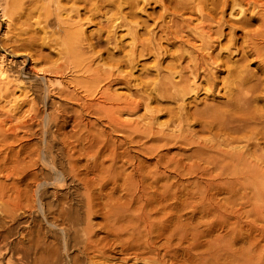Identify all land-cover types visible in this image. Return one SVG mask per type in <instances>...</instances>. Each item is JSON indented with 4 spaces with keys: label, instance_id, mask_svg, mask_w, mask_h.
Instances as JSON below:
<instances>
[{
    "label": "bare ground",
    "instance_id": "bare-ground-1",
    "mask_svg": "<svg viewBox=\"0 0 264 264\" xmlns=\"http://www.w3.org/2000/svg\"><path fill=\"white\" fill-rule=\"evenodd\" d=\"M41 1H43V0H41ZM139 1H142L141 3L144 4V3H149L150 0H44L43 2H40V0H27L28 5H29V9L25 13V16H24V15H22L24 13V10L22 9V11H20L19 9H16V7L21 6V7H19L20 9L21 8H24L25 1L24 2L23 1L22 2H19L17 0H0V8L2 10L1 12L3 14V18H5V19L8 18L9 21L19 20V23L21 22V24H19V25H21V26H22V22H23V20H21V16H24V17L27 18L28 16L31 17L32 14H34V13L37 12V15L38 14L39 15L42 14V17L43 18L41 16L40 17L43 19V21L45 23H49L48 22L49 19L52 18L51 15L52 14L55 15L54 17L56 19V27H57V29H55L56 28L55 26L53 28L54 30L53 29H50L49 28L50 26L52 27L53 25H55V22H54V24H53V21H52V23L50 22L51 24L49 23L50 26L48 27V29H50L52 31H50V34L47 35L48 40L47 41L46 40L45 41L42 40V41L46 42V44L47 43L50 44V46H51L53 43H58L61 40L58 44H55V45H59L60 46L59 47V51H58V49H56V51L59 52L58 54H61V55L63 54L64 57L67 58V60H65V58H63V56H62V59H64V61L63 60L60 61V62H64V63L66 61L67 66L66 67H63L62 66L63 65L62 63H61L62 65H56L58 63H56V64L53 63L55 65H51L49 63L51 65L50 67L48 66L47 68H42L41 66H38L39 69H36V70L34 69L36 71V73H38L39 75L42 74V75H40V76H42V81H43V78H46V80L44 79L45 81H43L46 84V86H45L44 83H43V85L46 87V92H45V88H44V92L46 94L45 96L48 95L47 94L48 93L47 92L48 87L55 85V86L58 87V89L56 91H57V94L59 95V97H63V98H66L68 100H71V104H72V101L76 102L77 103V106H79V107H77V110H79V109L81 111L83 109H85V110L86 109L92 110L93 112H91V113H93V115L94 114L99 115V114H101V112H103L104 114H107L106 117H108V119H107L108 121H106V123H104V124H107L108 123L111 126V129L114 130V132H118V131H121V130H123V131L126 130V131H124V132H126V134L128 133V131L132 132V134L129 133L127 135L124 133L125 134V135L123 134L125 136L124 138H126V136H127V138L130 139L129 141L131 142V144L132 143L133 144L135 143L136 145L137 144L138 145L140 144L137 147H140L138 149H139V151H141V154L142 153L143 154H146V155L149 154V155H151L152 157L155 158V161H153L154 162V164H153L154 167L153 168L152 167L151 168H146V167L149 166V163H148V165L144 166L145 165L144 162H147L146 159H142V160L136 161V157H134L135 155H131L130 152H129V149H128V151H124L123 150V146L124 145L121 144V146H119V149H120V147H122V152L121 153L120 152L118 153V151L115 150V147L116 146L112 148L113 145L111 144L112 146H110V144H108L106 142V144L103 146L104 148H102L101 146L100 147L102 149H104L103 151H108L109 152V156H108L107 153L103 154L105 156H108V158L110 159V161H108L109 164H107V165L104 164L105 157H103V155H102L103 151L100 154H98L99 151H101V148H100V150L97 149L98 150L97 153H96L97 150L94 148L96 151L93 152V149H91L92 150L91 152L96 153V155H98V158L100 157V155H102V158H104V159L102 161V159L100 158L101 159L100 160L101 163H100V161L98 159V162L100 164H97L96 163V161H95L96 159L94 161H92V163H90L91 165L85 163V165L87 164L86 167H85L87 169V171L83 172L81 170V168L78 167L79 166V165H77L78 163L76 162L77 164H75V162H73V159H72L71 155L69 153H67L66 156H67L68 162H67V165H66L65 162H64L66 160H64L63 161L64 162V165L68 166V174H70L73 177L72 179H74L75 182H77L78 184H80L82 188L78 185V189H79V187L81 188L80 190H78L75 186H73L72 187V191H68V192L66 191L68 193V195H66L67 193L65 195H62L63 194L62 192H61L62 194H60L59 192L55 191V192H53V198L51 197L52 200L50 202L48 200V204L46 203V205H45V206H48V207H46V209L49 210L50 213L52 214V215H49L50 217L52 216V219H51L52 221H50V223L52 225L51 224L50 225L52 227L53 226L59 227L60 232L62 233V235L64 237V241H63L64 242V247L67 248V247H74V246H76L78 248V250H77L76 253H73L72 255L71 254L70 255L67 254V260H66L67 263L66 264H109V263H111L110 261L108 263V260H109V258H111V256L109 257L106 254L107 250L111 246H109V243H108V241L106 242V240H105V243L103 242V244L101 245V242L104 239H110L109 236L110 237L112 236V238H111L112 242L110 243V245L116 244V243L119 244L118 246H120V249H118V247L116 248V249H118V251H120L122 253H128V255H130V256L132 255V257H133L134 260H136V261L138 260V262L140 261L142 264H150V263L164 264L165 263V262H163V259L162 258H161L162 260L159 258L160 257L159 256L160 251H156V247L155 246L157 244L156 245L154 244V240L152 238L153 236L151 237V233H152V231H153V233H155V230L157 229L156 230L157 231L156 233L158 235H164V233L166 231L165 230L166 227L164 225L162 226L160 224L157 225L155 223V221H152V220H151V222H148L147 223V219H148V217L150 215L149 216L148 215L147 216L146 215H143L142 216L143 213H141V216H137L136 211L140 207H135L134 206L135 208H132V210H130V211L133 212V214L132 213L131 214H125L124 211H123V209L120 207L121 205L118 206L120 204V196H118V195L116 196V194H115V192L117 190L119 191V188L121 186L123 187V189L125 187H128V189L133 187L132 189H134V187L137 186L138 192H140L139 196L141 195L142 197L141 196L140 197L141 198H144L145 202L143 200L142 201L144 203H147V205H148V203H164V202H166L167 198L168 199L171 198V197H168L169 196L168 194H169V192L171 191L172 188L174 190V192H173V194H174V202L173 203H176V207H177V210L179 212H180L179 207L180 206H183V204L185 205V203H189L188 205L191 206V203L192 204L193 203H196L195 207H196L197 212H198L197 214H199V217H200V218L199 217L198 218L201 219V222H200V220L198 222H200L201 224L202 223H204V224L206 223V225H207V226H205L203 224L204 227H206V228L202 229L200 232H196V233H199V236H200L199 239H201V236L202 237H205V235H209V234H206L209 231H210V233H212L213 230L216 227H222V228L224 227L225 230H226V232L224 233V235L220 239L212 240V239H209L210 236H208V238H206V240L209 239L207 242L206 241L201 242V240L203 238L200 241H198V244L196 243V241H197L198 238H196V240L194 241L195 244H197L196 246H199L198 248H200V252L198 253V258H199V260H202L203 262L206 261L205 264L208 262V259L210 261V259L213 258V257L214 258H217V259H220L221 258L223 260L232 261V262H234V264H236L235 261H237V264H264V110L260 108L261 105H257L256 104V106H254L255 103L253 102V101L256 102L257 100L261 99V97H260L261 96L260 95L261 93H259L260 90L258 91L259 94L256 93L257 92L256 91V92L250 93L249 95H248V92L249 91H247V92L244 91V89H245L244 88V85L249 80H252L251 79V76L253 77V74L252 75L249 74V73L247 74L246 71H245V68H243V66H236L235 65V66H232L231 67L230 65L225 64L226 63V61H225V63H222V64L226 67V71L227 72L226 71L225 72L227 74L225 73L226 76H223L224 77L223 80L220 81V82H222V84H220L221 85V88H224V91L222 92V94L225 96L224 101H222L221 104L218 103L219 104V105L217 104L218 106L208 105L207 103H205V101L204 102L202 101L204 104L202 103V105H201L199 103L201 105V107H199V108L196 107L193 110H190V108H188L189 106L188 107H185V105H186L185 103H184L185 105L183 104V102H184V100H185V98H186L187 95H189V94L191 95V93H192L195 96V94L197 95L198 91L201 89L202 84L201 83H197L196 84V81L195 80L201 79L200 82L202 81V82H204V84H206V87L202 88L203 91H208V92H210L209 90L214 89L218 85V83H219L218 80H216V79H218L216 76L219 73L218 74L212 73L211 70H209V65L212 64V63H214V65H215L216 59H219V61H222V60H220V58H218L220 56V54H222V53L218 52L220 50H218V51L216 50L217 53H215L216 52L215 51L214 52L215 54H213V51H214L213 49L214 48H213L212 37H211L212 34L217 35V38H220V37H224L225 36L226 32L225 33L223 32V28L221 27L222 26L221 23L219 21H217V25L215 27H212L211 25H207V29L206 30H204V26H202V25L199 26L200 28L197 31L199 42H196V43H198V46H197L196 49L191 50V52L193 51V54L192 55H190L191 54V52H190L189 53L190 56H186V57H188L186 64H184V65H182L183 63L181 64V60H183V58H184L185 55H183L184 53L182 54L181 51H183V50L180 49L181 51H179V52H181V53H178V54L176 53L177 55L175 57L174 56H171L172 57V60L170 59L171 61H169V63L166 66H164L167 69V71H168L167 73L168 74L167 75H164V74L159 75L162 72L157 73V75H159V76H157V78H155L156 80L155 79H152V80H154V81H151L153 84L150 83V82L146 83L148 85H149V83L151 84L152 90L155 92L156 95H158V96L160 95V97L161 96L162 97L163 96L164 97L167 96V97H170V98L174 99V101H177V102L180 101V103H182V104H180V106L178 108L175 107V109H177V110H172L173 112L170 111V114L172 113L171 116L168 113L169 114V117H170L169 122L162 123V122H159L158 121L159 123L157 124V121H156V124H154V125H156V126L159 125V127H156L157 129H154L155 126L153 128H152V126H149V123H151L150 121H153V120L155 121V119H153V118H151L153 120H151L149 118L150 121H148V125L147 126H141L142 124L139 123L140 121L138 122L139 124H135L136 122H133L134 124L132 123L133 124L132 125L131 123L126 122L125 120L124 121L122 119L120 120L119 116L122 114L121 111H123L125 109H127V110H129V109L130 110H135V107L137 105H131L132 102L131 103L128 102L130 100L125 101L126 99L121 104L118 100H121V102H122V100H123L122 98L119 99V97L118 98L115 97L112 93H110V92L108 93V91H106L104 89L103 90L100 89L101 82H103V80H106L107 78H109L111 75H114V73L112 74V72H113V71H111L112 69L110 70V67L111 66H108L109 69L107 67H104V68H107L108 70H106V69L103 70V68H101L102 70L101 69H99V70H95L94 69L95 71H93V70H91V68H93V67L90 68L89 66H86V64L84 65V62H85L84 60L87 58V57H85L87 55V53L84 54L85 51H86L85 48H87V49L88 48L93 49L97 45H101L103 43L104 44H106V43L110 44L113 41L112 40V39H114L113 38V35L116 32L114 29L115 28H118V26H122L123 24L124 25L126 24V26L129 24L127 22L128 20L127 19H126L127 21L125 20V16L126 15L132 16L134 14L133 13L134 12V8L136 6H138ZM18 2H19V4H18ZM243 3H245V5L247 3V6H248V4H250L251 6H254L255 3H256V0H168L167 5L166 4L163 5V9H164V13L165 12H168V14H170V15L172 14V17L169 18V21L171 23L175 24L176 23V19H175L176 18V11H185L186 12L187 9H190V12H191V11H193L192 9H193L194 6H198L197 7L198 8L197 10L199 11V15L198 16L203 21H210L213 18L211 15L214 14V13H217V12H220L221 15H223L228 8L230 9L229 10L230 11L229 13H232V12L235 11L237 13V15L238 14L240 15V13H241V14H243L245 16L244 10H240L239 9L240 8V5H242ZM76 4H79L80 6L79 5L76 6ZM205 5L208 6V7H206L208 9V13L207 14L206 13L205 14L203 13L204 6ZM14 6H16V7H14ZM98 6H101V7L108 6V9H106V12L107 13L110 12L111 14L108 15L109 17L105 15V17H107L105 19L106 20L105 23L104 24H101L100 23L101 26L96 30L97 31V33L95 34L96 36L94 35V33L92 34V37H93V35H94V37L92 39H90V40H93L94 39V41L93 42H88L87 43V46H85L84 43H83V41L85 40V38L82 35L83 29L80 28V27L77 29L75 27V25H74L75 24L74 23L75 21L73 23L71 22L72 21L71 19H73L74 17L71 18V19L69 18L71 16L70 13L73 12V11H75V14L76 15L73 14L74 12L72 14L74 16H77L78 19L76 17L75 18H76V21L79 23L80 22L79 10L81 12L82 9L83 10L85 9V10H87L89 12V16H91L92 14L95 13L94 10ZM123 6H125V7L127 6V8H125L126 9L125 12H123ZM237 7H239L238 8L239 11L236 10ZM171 8L173 10H170ZM194 9H196V8H194ZM245 10H246V8H245ZM62 11L64 13H66V16H67V13H69V16H67L68 19L66 17L63 18V19L66 18L67 19V20L65 19L66 21H64L63 19H61L62 17L60 18V16L62 15L60 12H62ZM95 11L97 13V10H95ZM40 12H42V13H40ZM239 15H238V17H239ZM89 16H87V17L89 18ZM87 17L85 18L86 20H87ZM35 18H36V14H35ZM41 18H39V20ZM242 18H245L246 19V17H241V18H238L236 21L237 22H243L244 20H242ZM23 19H25V18H23ZM39 20H37V21H39ZM246 20H248V18ZM247 22H246V24H247ZM249 22H250V20H249ZM12 23H13V21H12ZM34 23H35V21H34ZM39 23H40V21H39ZM39 23L37 22L36 23V26ZM45 23L43 24L44 27H45ZM261 23L262 22L260 21V24ZM205 24H207V23L205 22ZM246 24L245 23L243 25L240 24V26L243 27ZM262 25H263L262 31L261 30H258V29L261 28L260 26H259L260 28H257L256 30L260 31L263 34L264 33V23ZM10 26H12V25H10ZM34 26H35V24H34ZM160 26L163 27L164 24H160ZM8 27H9V25H8ZM44 27H43V29H45ZM229 27H228V29H229ZM13 28H12V30H13ZM17 29H18V27H17ZM34 29H35V27H34ZM34 29H33V31H35ZM40 29H42V28H40ZM48 29H47V31H49ZM232 29H234V28H232ZM9 30H10V28H9ZM162 30H163V28H161V31ZM195 30H196V27H195ZM230 30H231V27H230ZM25 31H27V29ZM130 31H133V30H130ZM227 31H229V30H227ZM247 31L249 32V30H247ZM38 33H40V32H38ZM229 33H230V35H229L230 37L229 38L227 37L228 36L227 34L225 36V37L228 38L226 40L228 42L227 43L226 42H223V43H226L225 45H223L224 46L223 49L224 50H228V51L230 50V48L232 46L236 47V45H237L236 44L237 43L236 42L237 39H235L236 38V35L233 34V31L232 30L229 31ZM251 33L249 32L248 33V36H249V34L251 35ZM253 33H255V32H253ZM14 34H16V33H14ZM43 34H46V32H44ZM55 34H59V35H56L55 36ZM231 34L234 35L235 37L234 36H231ZM16 35H21L20 34V31H19V34H16ZM34 35H35V33H34ZM34 35H30V36L28 35L29 36V39H27L25 37L27 40H26V42L23 40L24 41L23 43H20V42H22L20 40H19L20 42L16 43L15 45H14V41L15 40L11 41L13 44L11 42H9L8 44L11 43V45H10L11 48L9 47V45L7 46V45H4V43H3V45H4V46H2L3 48L7 46V47H9L11 49V51H9V53H8V50L6 49L7 47L5 48L7 51L3 50V52H1V48H2L1 45L2 44L0 45V95L1 94L2 95H6V93L9 95V93L7 92L10 89L9 88V85L13 84L12 81H15V78L13 80H11V76L13 77V76L17 75L18 78L22 79L21 77L23 75L21 77H19V76L21 75L20 74V71H23V68H24V66H21L20 64H19L20 65V68H18L19 67V65H18V67H17L18 69H15V67H13L14 70H13V68L10 67V65H7V66L4 65V66H2V60L6 56L5 54H8V55L9 54H12V55L18 56V53L14 54L15 51H18L21 48H23L25 50L31 48V47H28V46H31L33 43L35 44V42L37 41L36 36H34ZM135 35H136V32H135ZM135 35H133V38H134ZM9 36H10V33H9ZM9 36H8V38H9ZM24 36L25 35H22L20 37L23 38ZM40 36H41V33H40ZM245 36L246 35H244V37ZM256 36H260V33H257L256 35H253V36L251 35L247 39L245 38L244 42L247 44L248 48H244V50L245 49H248V51H244L242 49V52H249L252 55L254 54L259 59L261 57L264 58V48L261 47V45H260L261 42H260V44L258 42H255L256 41V38H255ZM15 37H17V36H14V38ZM20 37H19V39H20ZM58 37H62V38L57 42V38ZM40 38H38L39 41H40ZM43 38H45V37H43ZM237 38H239V36ZM261 38L262 37H260V39ZM10 40H12V39H10ZM134 41H136L135 38H134ZM138 41H140V40H138ZM220 41H221L220 43H222V40H220ZM156 44H154L152 42H148V43H145L144 42L143 43V41L142 42H138V43L135 42V43H133V45L131 44L132 47H130L131 54H129V58H128L129 61H131L133 63L135 61V59L137 58V56H144L145 54L150 53V50H154V49L157 50L158 47L161 48L160 46H158ZM240 44H241V42H240ZM35 45H37V44H35ZM42 46H44V45H42V43H41L38 47L41 49ZM240 47H241V45H240ZM218 48L220 49L219 46L217 47V49ZM32 49H29V50H32ZM34 49H35V47H34ZM36 49H38V48L36 47ZM231 50H233V49H231ZM239 50H241V49H239ZM39 51L40 50H38V52ZM237 51H238V49H237ZM25 52H22L21 51L20 56L21 55H27V54H25ZM38 52L36 54L34 53V55H37ZM176 52H178V51L176 50ZM32 53H30L29 55H31ZM229 53H232V51L229 52ZM89 54H90V52H89ZM240 54H238V56ZM39 55L40 56H43V55L45 56V54L42 55V52H39ZM91 55H90V57H91ZM31 56L33 57V55H31ZM46 56H47V54H46ZM109 56H110V59L109 60H112L113 59L112 57H114L113 53L112 54H109ZM240 56L242 58L244 57L243 54L240 55ZM59 57H61V56H59ZM227 57H229L228 54H227ZM227 57H226V59H227ZM49 58L46 57V59H48V60H49ZM121 58H123V57H121ZM237 58H236V60H237ZM6 59H7V57H6ZM12 59L9 58V62L7 61L8 64L11 63V62H13ZM23 59H24V57H23ZM86 60H88V59H86ZM90 60L92 61V59H90ZM114 60H115V58H114ZM239 60L242 61V59H239ZM246 60H247V58H246ZM118 61H120V60L118 59ZM183 61H185V60H183ZM234 61H235V59H234ZM238 61H237V63H239ZM243 61H245V57H244ZM248 61L249 60H247V62ZM24 62L25 61H23V63ZM44 62H46V61H44ZM88 62H87V64H88ZM114 62H113V65H114ZM227 62H228V59H227ZM247 62H245V63H247ZM23 63L21 62V64H23ZM118 63H121V62H117V64ZM229 63H231V62H229ZM237 63L235 62V64H237ZM122 64H123V62H122ZM241 64H243V62H241ZM34 65L37 66L36 64H34ZM34 65H33V67H34ZM115 65H116V63H115ZM129 65H127V66H129ZM96 66L98 68L101 65H99V66L96 65ZM96 66H95V68H96ZM224 66H222V67H224ZM245 66L247 67V65H245ZM65 68L67 70L71 71L70 73H73L71 75V77L69 78V80L67 79L68 81L61 80V79L64 78L63 76H62L63 78H56V77H52V78L48 77L47 78V77H45L43 75V73H50V74H53V75L54 74H57V73H62L64 70H66ZM116 68H119V67H116ZM214 70H216V67H215ZM217 71L219 72L220 70L217 69ZM185 72H187V73H185ZM76 73H80V75H83V76H80L79 74H76ZM25 74H28V73H25ZM29 74H30V72H29ZM84 74H87V75L84 76ZM30 75H32V74H30ZM173 76H176L177 79L176 80H173ZM190 77H191V80H190ZM255 77H257V76H255ZM65 79L66 78H64V80ZM115 79H116V77H115ZM115 79H113V80H115ZM28 80H32V79L29 78ZM33 80H35V79L33 78ZM254 80L256 82L258 80V78L254 79ZM107 81H108V79H107ZM252 82H249V85H250V83L252 84ZM20 83H23V82L20 81ZM28 83H30V82H28ZM33 83H35V82H33ZM70 83L72 84V86L76 87V90L80 89L82 91V92L80 91L81 94L83 93V94H85V96H91L92 97V95L94 96L95 94H98L99 100L96 98L97 101L92 102V98L93 97L91 98V101H88L87 97H86L87 101L84 100L82 97H80V95H79L80 93L78 94L79 96L77 95V93L74 90V88L73 89H70L69 88L71 86ZM69 84H70V86H68ZM247 84H246V86H247ZM253 84L257 87V86H259L258 84H260V81H258V84H257V82L256 83H253ZM43 85H42V87H43ZM104 85H106V84H104ZM13 86H15V84ZM16 86H17V84H16ZM149 86H148V88H149ZM10 87H12V86H10ZM101 87H103V86H101ZM218 87H220V86H218ZM250 87H252V86H250ZM28 88L29 87H27V89ZM35 88H33V89H35ZM247 88L249 90V87H246V90H247ZM261 88H263V87H261ZM19 89H21V88H19ZM36 89H38V88H36ZM253 89L254 88H252L251 90H253ZM29 90H30V88H29ZM42 90H43V88H42ZM217 90L219 91L221 89L217 88ZM255 90H258V89H255ZM10 91L11 90H9V92ZM24 91L25 90H23V94H24ZM37 91H35V93ZM40 91L41 90H39V92H38V96H41L42 95V94L39 95ZM32 92H34V91H32ZM25 93H26V91H25ZM29 93H31V92H29ZM151 94L152 93L150 92V95ZM26 95H28V94H26ZM32 95H30V97ZM82 96H84V95H82ZM147 96H148V98H150L149 97V94ZM147 96H145V97H147ZM5 97L8 98V96H5ZM153 97L155 98V95L152 96V98ZM32 98H33V96H32ZM63 98H61V99H63ZM148 98H146V99H148ZM213 98H215V97H213ZM34 99L35 98H33L32 100H34ZM39 99L38 100L35 99L36 102L37 101H40ZM203 99H205V98H203ZM46 100L44 99V101H46ZM149 100H151V99H149ZM64 101H66V100H64ZM185 101H187V100H185ZM28 102H27L28 105L30 103H32V102H30V103H28ZM50 102H51V100H50ZM59 102H61V101H59ZM177 102H176V104H177ZM39 103L40 102H38V104ZM44 103H46V102H44ZM52 103L53 102H51L50 104H52ZM144 103H146V102H144ZM186 103H188V102H186ZM133 104H134V101H133ZM138 104H139V102H138ZM62 105H64V104H62ZM62 105H60V107L61 108H64ZM67 105H68V103L67 104L65 103V106H67ZM257 106H260V107H257ZM29 107H30V105H29ZM46 107H47V105H46ZM60 107L58 106L57 108H60ZM33 108H34V106H33ZM42 108H40V109H42ZM47 108H49V107H47ZM75 108H73V109H75ZM27 109H28V107H27ZM36 109L38 110L39 107L36 108ZM33 110H35V109H33ZM59 110H61V109H59ZM7 111H8V109H7ZM53 111L56 112L55 110H53ZM71 111H72V109H71ZM26 112L23 111V113H26ZM120 112H121V114H120ZM88 113H90V112H88ZM72 114L73 113H71L69 115H72ZM75 115H76V113H75ZM78 115H79V112H78ZM24 116H26V115H24ZM62 116H64V115H62ZM151 116H152V114H151ZM151 116H149V117H151ZM26 117H28V115ZM37 117L38 116H36V118ZM76 117H77V115H76ZM81 117L82 116L80 114V118ZM99 117L101 118L102 116L99 115ZM43 118H44V116H43ZM53 119H55V118H53ZM81 119H83V118H81ZM190 119L193 120V121L191 120L192 122H196L198 124V128H199V129H197L198 131H201V132H204V133L209 134V137L208 138H205V139H203L204 137H201L202 139H199V138L198 139H194V136L193 135H190V133H189L190 131L187 132L190 129L189 125H187L189 128H184L185 127L184 124H188V121ZM4 120L2 119V121H4ZM76 120H77V118H76ZM37 121H38V118H37ZM63 121H64V119H63ZM191 121H190V123H191ZM0 122H1V120H0ZM26 122L27 121H25V123ZM62 122H60V123L62 124ZM64 122H67V121H64ZM84 122L85 121H82V123H84ZM91 122H93V121H91ZM91 122H89V123L90 124H94V126H95V123L96 122L95 123H91ZM25 123H23V121H22L21 124L23 125ZM28 123L30 124V122H28ZM76 123H77V121H76ZM82 123H81V126H82ZM196 123H195V125H196ZM1 124H2V122H1ZM64 124H67V123H64ZM44 125H45V123H44ZM62 125H59V126H56V127H58V129H60V128H62ZM83 125H85V124H83ZM152 125H153V123H152ZM170 125H171V128H168V127H170ZM3 126H4V124H3ZM30 126H27V127H30ZM39 126H40V124H39ZM190 126H192V125L190 124ZM24 127H26V125H24ZM42 127H44V126H42ZM102 127H103V130H104V126H102ZM32 128H34V127H32ZM65 128L66 127L62 128V129H65ZM108 128H110V127H108ZM1 129H2V127H0V131H1ZM47 129H49V128H47ZM58 129L56 128V131ZM71 129H72V127H71ZM73 129H76V127H73ZM82 129H83V127H82ZM25 130H27V129H25ZM78 130H80V129L78 128ZM83 130H84L83 132H88L89 129L87 131H85V129H83ZM106 130H107V128H106ZM29 131H31V129ZM40 131H41V129H40ZM76 131H77V129H76ZM192 131H194V129ZM51 132H52V130H51ZM101 132H103V131H101ZM107 132H108V130H107ZM2 133H5V132H2ZM2 133H1V135H2ZM12 133H11V135H9V133L7 135H9V137L10 136H14V135H12ZM44 133H45V131H44ZM65 133L66 132L64 130V133L63 134H65ZM108 133H111V132L109 131ZM193 133L195 134V132H193ZM73 134L76 135L77 133L75 132ZM119 134H120V132H119ZM4 135H2V136H4ZM7 135H5V136H7ZM77 135H79V134H77ZM85 135L86 134L83 135L84 138H85ZM95 135H97V134H95ZM104 135H105V132H104ZM198 135L200 136V134H198ZM2 136H0L1 142L3 140L1 138ZM16 136H15V138H16ZM51 136H54V135L51 134ZM65 136H63V137L65 138ZM81 136L82 135H80V137ZM107 136L109 137L110 135L107 134ZM59 137H62V135L59 136ZM76 137L77 136H75V139H76ZM133 137H135V138H133ZM5 138H8V137H5ZM102 138H103V136L101 137V139ZM110 138H112V137H110ZM90 139H91V137H90ZM104 139H105V137H104ZM135 139H138V140H135ZM65 140L66 141L68 140L67 137H66ZM65 140H64V142H65ZM111 140L114 141V138L111 139ZM76 141H77V139H76ZM82 141L83 142H79L78 141V143H81L82 145H84L83 143H85V142H84V140H82ZM96 141H99V138ZM117 141H119V140L117 139ZM122 141H124V140L122 139ZM149 141H151L152 144ZM173 141H174V143L177 142V141H179V142H181L184 145L187 144V145L192 146V148H190L192 150V152L188 153V155L186 156V160L187 161L186 160H183L182 158L180 159V158H177V157H175V158L174 157H172V158H170V157L166 158L165 157L166 154L165 155L162 154L163 152L160 153L161 148H163L164 146L170 144V142L173 143ZM243 141L245 142V144L239 146V144L241 142H243ZM124 142L127 143V139ZM124 142H123V144H125ZM45 143H46V141H45ZM73 143H75V142H73ZM73 143H72V145H73ZM155 143L157 145H154ZM158 143H160V144H158ZM178 143H177V145H178ZM92 144H97V143L94 142ZM92 144H90L87 148L94 147V145L92 146ZM97 145L99 146L100 144H97ZM114 145H117V144H114ZM29 146H26V147L29 148ZM34 146H33V148H34ZM37 146H38V144H37ZM60 146H62V145H60ZM73 146H75V145H73ZM170 146L172 147L171 144H170ZM170 146H169V148H170ZM57 147L59 148V145ZM82 147L83 146H81V148ZM42 148L44 149V147H42ZM83 148H85V147H83ZM22 149H23V147H22ZM22 149L20 148L18 151H21ZM54 149H56V148H54ZM31 150H33V149L31 148ZM47 150H46V152H47ZM50 150H51V148H50ZM58 150H61V148L58 149ZM74 150H73V152H74ZM0 152H1V150H0ZM23 152H30L31 153L33 151H30V149L28 151H25V149H24ZM39 152L40 151H38L37 156H38ZM91 152L90 153L87 152V153L88 154H91ZM5 153H7V152H5ZM17 154H15L16 155V159L18 158V155L19 154H20L19 158H21V153L19 152V154L18 155ZM26 154H24V155H26ZM65 154H66V152H65ZM82 154L85 155V153H82ZM27 155L29 157L30 154H27ZM32 155L33 154L30 155L31 156V159L30 160L33 159L32 158L33 157ZM3 156H0V157L3 158ZM23 156H22V158H25ZM79 156H81V155H79ZM93 156H94V154H93ZM13 157L15 159V156L14 155H13ZM44 157H45V154H44ZM75 157H76V154H75ZM85 157H86V155H85ZM124 157L126 159H123ZM148 157H150V156H148ZM2 158H0V159H2ZM51 158H53V157H51ZM58 158H59V156H58ZM108 158H107V160H108ZM45 159H47V157ZM76 159H77V157H76ZM7 160L10 161L11 159H7ZM7 160H5V161H7ZM15 160H14V162H15ZM17 160H16V163H17ZM22 160H24V159H22ZM25 160H26V158H25ZM30 160L28 159V161H30ZM37 160H38V158H37ZM61 160H59V161H61ZM81 160H83V159H81ZM81 160H80V162H81ZM91 160H93V159H91ZM119 160L121 161V163L120 164H117V162ZM21 161L18 162V164H17L18 167L22 164ZM59 161L57 160V163H59ZM125 161L127 163H125ZM184 161H186V162H184ZM14 162L12 163V164H14L13 165V171L15 169L14 166H16ZM32 162H31L30 165H34V164H36V162H38V164H40L39 161H33L32 160ZM6 163L7 162H5V164ZM19 163H20V165H19ZM23 163H24V161H23ZM55 163L56 162H54L53 160H50V161L48 160V163H46V165H47V167L51 171H54V170L56 171L55 168L57 167L56 166L57 163L56 164ZM60 163H62V162H60ZM82 163H84V161L81 162V164ZM5 164L2 165V166L4 167ZM24 164H22V166ZM44 164L45 163H43V165ZM127 164L128 165H132V164L134 165L132 167L131 171L129 170L130 172L128 171V168H127L128 173H126V170H125L126 169L125 166ZM26 165H27V163H26ZM36 165H34V166L36 167ZM27 166L25 168L28 169L29 167H27ZM59 166L62 168L63 165L62 166L59 165ZM18 167L16 166V169ZM20 168H22V167L20 166ZM25 168L23 166V169L24 170H25ZM85 168H82V169H85ZM23 169H21V170H23ZM62 169L64 170V172H62L63 171ZM62 169H60L62 171L60 172L59 178L56 177V179L54 181H49V177L50 176H48V175H45L44 176L43 174H40V176H39L38 175V172H34V170L31 173H28L27 172L26 174H24L25 176H27V179H26V181H23V180L22 181L23 182H26V183H24V185H26L27 187H29L28 185L31 182H35V183L37 182V185L36 186H38V189L40 188L39 190H41V192L50 183H54V185L55 184H59V185H57L58 187H55L56 189L59 188V187L62 188L64 186V182H62V181L64 180V176L63 175L65 173V169L64 168H62ZM4 170H5V168H4ZM17 170H20V169H17ZM58 170L59 169H57V171ZM89 170H91V171H94V170L96 171L97 170L98 175L96 177H92V176L91 177H88V171ZM40 171H44V169H42ZM45 171H47V170H45ZM124 171H125L126 174L124 173ZM17 172L15 170L14 171V174H16ZM183 172H185V173H183ZM19 173H20V171H19ZM95 173H93L92 175H94ZM171 173L174 174L173 175L174 180H173L172 177L171 178L169 177V175ZM186 173L187 174H192V176H193V173L194 174H197V178L193 182V184L196 187V189L194 190V192H193V189H192L191 192L189 190L190 194L191 193L192 194L189 195V193H188L189 196L187 198L185 197L183 199L182 198V195H181L182 190H183V188H185L186 190L188 189V186H187V188L185 187L186 186L185 184L187 183V181L184 184L183 183V179H182V175H185ZM45 174H47V173L45 172ZM66 174H67V172H66ZM20 175H18V176L19 177H21V176L23 177V175H21V176ZM183 177H185V176H183ZM194 178H188V179H192L193 180ZM19 179H21V178H19ZM169 179H171L172 181H170ZM24 180H25V178H24ZM27 180H28V182H27ZM51 180H52V178H51ZM161 180L162 181L164 180V182H161ZM189 183L190 182H188L187 184H189ZM67 186H70V185H67ZM26 188L24 190L22 188V191H24V193H25ZM29 188H31V187H29ZM29 188H27V189L29 190ZM60 188H59V190H60ZM67 188H65V189H67ZM106 188L108 189V191L106 190ZM46 190H48V188ZM69 190H71V189H69ZM31 191L29 193H28V191H26V193H28L30 195H33ZM187 192H188V190H187ZM26 193H25V195L23 194L24 197L26 196ZM35 193H37V192H35ZM44 193H46V191ZM129 193H131V192H129ZM184 193L185 192H183V194ZM2 194L3 193L1 192L0 198L2 197V199H3L4 196H2ZM132 194H134V193H131V195H129V196H131L130 199L127 197L129 199V202H131L133 200V195ZM218 194H221V195L223 194L222 196H218L219 198L222 197V201L220 200L221 198L219 199L217 197ZM34 195H37V194H34ZM40 195H43V193L40 194ZM51 196H52V194H51ZM30 197H33V196H27V200H29ZM51 198H49V199H51ZM39 200H40V198H39ZM39 200H37V201H39ZM31 201L29 203H31ZM140 201L141 200H139V202ZM7 202L8 201H6V203ZM25 202H26V200H25ZM50 203H52V204L54 203L53 208L49 207V206L52 205V204L50 205ZM73 203L74 204L75 203H78V204H77V206H74ZM166 203H168V201ZM181 203H183V204L181 205ZM38 204L41 206V209H39V210H42V211H45L46 210L45 207L43 206V203H40V202L38 203L37 202V205ZM136 204L138 205L137 202H136ZM31 205H32V203H31ZM134 205H135V203H134ZM20 206L23 207V210H25L24 209V206H28V204L27 205L24 204L23 206L22 205H20ZM132 206H133V204H132ZM172 206H174V205L172 204ZM11 207H12V205H11ZM186 207H188V206H186ZM5 208H7V207H5ZM27 208L28 207H26V209ZM136 208H138V209L136 211H133V209L135 210ZM167 208H168V206H167ZM181 208L184 209V207H181ZM159 209H161V208H159ZM174 209H173V211H174ZM9 210H11V208L8 209L7 211H9ZM161 210H163V209H161ZM152 211H153V209H152ZM152 211H150V212L152 213ZM163 211H165V210H163ZM194 211H196V210H194ZM24 212L25 211H23V213ZM48 212H47V214H48ZM134 212H135V214H134ZM159 212H156V213L159 214ZM39 213H41V211ZM98 213H100L102 215L103 222L101 223L98 220V222H97L98 224L97 223L94 224L92 222V218L94 217L93 215H95V214L99 215ZM138 213L140 214V212H138ZM156 213H155V215H156ZM163 213H165V212H163ZM163 213H162V215H163ZM8 214H9L10 220H15L16 217H17L16 216L17 214L15 215V214H13V212H9ZM32 214H34V212L31 213V215ZM47 214H46V211H45V214L44 215H47ZM181 214H184V212L181 213ZM36 215H37V211H36ZM41 215H42V213H41ZM162 215L160 213L158 215V217L159 216H162ZM191 215H192V213H191ZM34 216H35V214H34ZM91 216H93V217H91ZM151 216H152V214H151ZM171 216H172V214H171ZM184 216H186V215H184ZM158 217H156V218H158ZM175 217H177V215ZM179 217H180V214L178 213L177 223H175L177 225L176 226L177 228L175 227L176 228L175 230H178V231H176L177 232V235L176 236H178L179 234H181L180 231H182V230H180V226H181V223H183V222H181L183 219L180 221V219L178 220ZM207 217H210V218L208 219ZM241 217H245V219H247V220H245V219L242 220ZM46 218H48V216ZM181 218H183L182 215H181ZM204 218H205V220H203ZM206 218L208 219V221L206 220ZM232 218H234L233 221H231ZM240 218L242 220V224H243V222L246 221L244 223L247 226V228H246L247 232L246 233L244 232V230L242 231L243 228L245 229V226L244 227H238L237 226V224L241 221ZM32 219L36 220V218H32ZM149 219H150V217H149ZM40 220H41V218H40ZM196 220H197V218L195 219V221ZM42 221L43 220H41V222ZM94 221H97V220H94ZM175 221H176V219H175ZM175 221H173V222H175ZM184 221H185V219H184ZM34 222H38V221H33V223ZM163 222H164V220H163ZM30 223H32V222H30ZM39 223H40V221H39ZM39 223H38V225H39L40 228L35 227L37 225L33 226V225L30 224L31 227L33 226L36 229L35 230V236H34L35 238H33V236H32V234H33L32 233L33 232L32 229H27L26 232L23 231V232H25L24 235L27 236V238H25V240L27 239L28 240V243H33L34 250H32V251H30L32 249L31 248L32 246L31 247L26 246L25 242L23 244V241H22V243L20 244L19 247L11 246L10 245V242H5L6 237H4V235H3V243L6 246V248H8V250H9V256H8V258L6 260V263L7 264H50V261H49L50 258L48 259V256H47V249H48V245L47 244H48V242H46L47 243L46 244L45 241H44V239L42 238L44 235H41V234H42V232H44V230L42 232L40 231V229H41V226H40L41 223L40 224ZM186 223H184L185 225L183 224L184 228H187V227H185V226H187ZM258 223H260V224H258ZM96 224L98 226L100 225L101 228H104V231H105L104 234L105 235L102 236L103 235L102 234L101 235V238H97V237L95 238L94 237V235H95L94 233H95L96 228H97ZM146 224L148 225L147 227L145 226ZM187 224L189 226V223H187ZM190 224H193L195 228L197 227V226H195L196 224H194V220ZM142 225H144V226H142ZM168 225H170V224H168ZM95 226H96V228H95ZM191 226H189V227L191 228ZM202 226H200V227L202 228ZM171 227H174V226H171ZM181 228H182V226H181ZM192 228H193V226H192ZM55 230H56V228H55ZM167 230H169V227H168ZM188 230H190V229H188ZM48 231H49V229H48ZM52 231H53V229H52ZM215 231H216V229H215ZM186 232H187V229H186ZM190 232H191V230H190ZM51 233H53V232H51ZM148 234H149V236H148ZM189 234H191L190 236L193 235L192 233H189ZM98 235L100 236L99 233H98ZM158 235H156V237H159ZM182 235H184V234H181V236ZM6 236H7V234H6ZM187 236H189V235H187ZM194 236H196V234H194ZM176 238L177 239H180L181 237L180 238L176 237ZM192 238H193V236H192ZM192 238H190V241L192 240ZM154 239H155V236H154ZM187 239H189V238H187ZM27 240H26V242H27ZM71 240L73 241V243L70 242ZM60 241H62V240L60 239ZM187 241H186L188 243L187 245H189L190 244V241L189 240H187ZM63 242H62L61 245H63ZM182 242H185V240L183 239ZM238 242H241L243 244L246 243V245L241 244L242 247H240V245L237 244ZM56 243L57 242H55V244ZM167 243H169V242L167 241ZM235 243L238 245L239 248L235 249V247H233V245ZM106 244L108 245V247H106ZM99 245H101V246H99ZM160 245H161V243H160ZM182 245H184V243ZM173 246L175 248V245H173ZM186 246H182V247H185L186 248ZM193 246H194L195 249L197 248V247H195L194 243H193ZM193 246H189L190 249ZM202 246L205 247V248L203 249ZM56 247L59 248L60 246H56ZM51 248H53V247H51ZM55 248H53V249H54L55 252H57ZM114 248L115 247H113V249ZM194 248H192V251H193ZM53 249H52V251H53ZM178 249H180L179 246L176 249V252H177ZM195 249H194V251H195ZM185 250H187V249H185ZM54 251H53V253L48 254V255H51V257H52V255L55 256V252ZM90 251H92V253H90V255L93 254V255L96 256V254L99 253L97 255H98V257H100L102 259V261L101 260L98 261L99 259L98 260H93L92 257H91L92 255L91 256H88ZM161 252H162V250H161ZM172 252L173 251H171V250H165L164 249V251L162 253H163V256L165 257L166 255H169V256L172 255V254H170ZM184 252L187 253L186 251H184ZM128 255H126V257ZM45 256H47V257H45ZM82 256H84L83 258H85V261L82 259ZM112 256H113V254H112ZM114 256H116V255H114ZM196 256H197V253H196ZM126 257L125 258H122V259L125 260ZM180 257H181V251H180ZM193 257H195V256H193ZM94 258H96V257H94ZM118 258H120V256L117 257L116 259H118ZM127 258H130V257H127ZM189 258H190V255H189ZM198 258L195 257V259H197V260H198ZM53 259L55 260V257ZM164 259L166 260V258H164ZM178 260H180V259H178ZM106 261H107V263H106ZM113 261H112V263H113ZM172 261H173V258H172ZM52 262L53 261L51 260V264H52ZM215 262L217 263V260ZM59 263H61V262H59ZM119 263H121V262H118V264ZM170 263H171V261H170ZM212 263L213 262H211V264ZM218 263H219V261H218ZM199 264H201V263L199 262Z\"/></svg>",
    "mask_w": 264,
    "mask_h": 264
},
{
    "label": "rangeland",
    "instance_id": "rangeland-1",
    "mask_svg": "<svg viewBox=\"0 0 264 264\" xmlns=\"http://www.w3.org/2000/svg\"><path fill=\"white\" fill-rule=\"evenodd\" d=\"M17 1H19V2H24L25 1V4H24V8H19V7H21V6H18V7H16V6H14V7H16V9H19L20 11H22V9L24 10V13L22 14V15H24L25 16V13L28 11V9H29V5H28V2H27V0H17ZM44 1V0H43ZM43 1H41L40 0V2H43ZM19 2H18V4H19ZM142 1H139V4H138V6H136L135 8H134V14L132 15V16H128V15H126L125 16V20L129 23L127 26H126V24L124 25H122V26H118V28H115L114 30L116 31L115 32V34L113 35V38L115 39H112L113 41L110 43V44H108V43H106V44H101V45H97L96 47H94L93 49H91V48H85L86 49V51H85V53L84 54H86L87 53V55L85 56V57H87L86 59H88V60H84L83 62H84V65L86 64V66H89L90 68L91 67H93V68H91V70H93V71H95V70H99V69H101V68H103V70H108L109 68H108V66H111L110 67V70L111 71H113L112 72V74L114 73V75H111L109 78H107L108 79V81H107V79L106 80H103V82H101V84H100V89L101 90H106V91H108V93L110 92V93H112L115 97H119V99H123L122 100V102H121V100H118L121 104L123 103V101L125 100V101H128V100H130V101H128V102H132V104L131 105H137L136 107H135V110H127V109H125V110H123V111H121L122 112V114H121V112H120V116H119V118H120V120L122 119L123 121L125 120L126 122H128V123H133V122H136L135 124H139V123H141L140 125L141 126H147L148 125V121H150V119L151 118H153V119H155V121L153 120V119H151V120H153V121H150L151 123H149V126H152V128L154 127V129H157L156 127H159V125H154V124H156V121H157V124L159 123V122H162V123H167V122H169V120H170V117H169V114H170V111H172V110H177V109H175V107L176 108H178L179 106H180V104H182V103H180V101L179 102H177V101H174V99H172V98H170V97H167V96H161L160 97V95L158 96V95H156L155 94V92L152 90V86H151V84L150 83H152L151 81H154V80H152V79H155V78H157V76H159V75H162V74H164V75H167L168 73V71H167V69L164 67V66H166L168 63H169V61H171L172 60V57L171 56H176L178 53H181L182 52V54L183 55H185L184 56V58H183V60H185V61H183V60H181V64L182 65H184V64H186V62H187V59H188V57H186V56H190V55H192L193 54V51L191 52V50H194V49H196L197 48V46H198V43H196V42H199V40H198V33H197V31H198V29L200 28L199 26H204V30H206L207 29V25H211L212 27H215L216 25H217V21H219L220 23H221V27L223 28V32L225 33L226 32V34L228 35L227 37L229 38L230 36V33H229V31H233V34L234 35H236V38L235 39H237L236 40V47H234V46H232L231 48H230V50L231 49H233V50H231L232 51V53H229V52H231L230 50L228 51V50H224L223 48H224V46L223 45H225L228 41H226L228 38L227 37H225L226 36V34H225V36L224 37H220V38H217V35H215V34H212L211 35V37H212V44H213V54H215V53H217V51L218 50H220V51H218V52H220V53H222V54H220V56L218 57V58H220V60H222V61H219V59H216V63H215V65H214V63H212V64H210L209 65V70H211V72L212 73H216V74H218L216 77L218 78V79H216V80H218V85L214 88V89H212V90H209L210 92H208V91H203V89L202 88H204V87H206V84H204V82H200V80L201 79H198V80H195L196 81V84L197 83H201L202 84V87H201V89L198 91V93H197V95L195 94V96H194V94H192L191 93V95L189 94V95H187L186 96V98H185V100H187V101H185L184 100V102H183V104L185 105V107H188V108H190V110H193L194 108H196V107H201V105H202V103L205 101V103H207L208 105H215V106H218L219 104H221V102L222 101H224V98H225V96L222 94V92L224 91V88H221V85L220 84H222V82H220L221 80H223V76H226V67L222 64V63H225V61H226V63L225 64H228V65H230L231 67L232 66H243V68H245V71H246V73L248 74H253V77L251 76V79L252 80H249L246 84H247V86H246V84L244 85V91L245 92H247V91H249L248 92V95L250 94V93H252V92H256V93H258V91H259V93H261L260 95V97H261V99H259V100H257L256 102L255 101H253L252 103L254 104V106H256V104L257 105H261V107L260 106H257V107H260L261 109H263L264 110V58H257L254 54L252 55L251 53H249V52H242V49L244 50V48H248V46H247V44L244 42V40H245V38L247 39V38H249V36H253V35H256L257 33H260V36H256L255 38H256V41L255 42H258L259 44H260V42H261V47H263L264 48V33L262 34L260 31H258V30H261L262 31V29H263V23H264V0H256V3H255V5L254 6H251L250 4H248V6H247V3H246V5H245V3H243L242 5H240V8L239 7H237L236 8V10H238L239 11V9L240 10H244V14H245V16L243 15V14H241L240 13V15H239V17H238V15H237V13L234 11V12H232V13H229L230 11V9L228 8L227 10H226V12L223 14V15H221V13L220 12H217V13H214V14H212L211 16L213 17L210 21H203L201 18H199V11L197 10L198 8V6H194L193 7V11H191L190 12V9H187L186 10V12L185 11H176V23L175 24H173V23H171L170 21H169V18H171L172 17V14L170 15V14H168V12H165L164 13V9H163V5L164 4H166L167 5V3H168V0H150L149 1V3H144V4H142L141 3ZM38 3V2H37ZM77 5H79V4H76V6ZM80 6V5H79ZM242 6V7H241ZM206 7H208V6H204V11H203V13L205 14H207L208 13V9L206 8ZM253 7V8H252ZM125 8H127V6L125 7V6H123V12H125L126 11V9ZM194 8H196V9H194ZM239 8V9H238ZM245 8H246V10H245ZM106 9H108V6H104V7H101V6H98L97 8H95V10H97V13H96V11L94 10V14H92L91 16H89V12L87 11V10H81V12H80V10H79V18H80V22L78 23L77 21H76V18H77V16H74V15H76L75 14V11H73V12H71L70 13V19L71 18H73V19H71L72 21V23L74 22L75 24V27L78 29L79 27L80 28H82L83 29V33H82V35L84 36V38H85V40L83 41V43H84V45L85 46H87V43L88 42H93L94 41V39L93 40H90V39H92L93 37H94V35L97 33V29L101 26V24H104L105 23V19L107 18V17H105V15L106 16H108L109 14H111L110 12H106ZM170 10H173L172 8L170 9ZM2 10H1V8H0V45H1V47L2 46H4V45H9V47L11 48V41H13V40H15L14 41V45L16 44V43H18V42H20V41H22V42H20V43H23L24 41L26 42V40L27 39H29V36L30 35H34V33H35V35L34 36H36V39H37V41L35 42V44H37V45H35L34 43L31 45V46H28V47H31V48H29V49H32V50H29V49H23V48H21L20 50H18V51H15L14 52V54H16V53H18V56H15V55H12V54H5L6 56L4 57V59L2 60V66H7V65H10V67L11 68H13V67H15V69H18V68H20V65L21 66H24V68H23V71H20V76L19 77H21L22 75V79H20V78H18V76L17 75H15V76H11V80H13L14 78H15V81H12V83L13 84H11V85H9V90H11L10 92H9V90L7 91L8 93H9V95L6 93V95H0V120H1V122H2V124H1V122H0V127H2V129H1V133L2 132H7L6 134L5 133H2V135H7L8 133H9V135H11V133H12V135H14V136H10L9 137V135H7V136H5V137H8V138H5L4 136H2L1 135V133H0V136H2L1 138L3 139L2 140V142H1V139H0V150H1V154H0V156H3L4 154V156H3V158L2 157H0V158H2V159H0V194H1V192L3 193L2 194V196H4L3 197V199H2V197L0 198V264H7L6 263V260H7V258H8V256H9V250H8V248H6V246L4 245V243H3V235H4V237H6V239H5V242H10V245L11 246H14V247H19L20 246V244L22 243V241H23V244H24V242H25V244H26V246H29V247H31L32 249L30 250V251H32V250H34V246H33V243H28V240H27V242H26V240H25V238H27V236H25L24 235V233L26 232V230L27 229H32V236H33V238H35L34 236H35V227H38V228H40L39 227V225H38V223H39V221H40V223H41V229H40V231L42 232L43 230H44V232H42V234L41 235H44L42 238L44 239V241H45V243L46 242H48V249H47V256H48V259L50 258L53 262H52V264L54 263V264H66L67 262H66V260H67V254H73V253H76L77 252V250H78V248L76 247V246H74V247H64V237H63V235H62V233L60 232V229H59V227H55V226H51L52 224L50 223V221H52L51 219H52V216L50 217L49 215H52L51 213H50V211L49 210H47L46 209V207H48V206H45L46 205V203L48 204V200H49V202L52 200V198H53V192H55V191H57V192H59L60 194H62V195H65L68 191H72V187L73 186H75L77 189H78V185L81 187V185L80 184H78L77 182H75L74 181V179H72L73 177L70 175V174H68V166H66L67 165V162H68V160H67V153H69L70 155H71V157H72V159H73V162H75V164H77V165H79L78 167H80L81 168V170L83 171V172H85V171H87V169L85 168L86 167V165L87 164H89V165H91L90 163H92V161H94L95 159V161H96V163L97 164H100L101 163V159H102V161H103V159L104 158H102V155L103 154H105V153H107L108 154V156H109V152L108 151H103L104 149H102V148H104L103 146L106 144V142L108 143V144H110V146H112V148L113 147H115V150L116 151H118V153L120 152H122V147H120V149H119V146H121V144L122 145H124L123 146V150L124 151H128V149H129V152H130V154L131 155H135L134 157H136V161H138V160H142V159H146L147 160V162H144V166H146V165H148V163H149V166L148 167H146V168H153L154 166H153V164H154V162L153 161H155V158L154 157H152L151 155H146V154H141V151H139V149L138 148H140V147H137V146H139L138 144L136 145L135 143L132 145L131 144V142L129 141L130 139L129 138H127V136H126V138H124L125 136V134H126V132H124V131H126V130H121V131H118V132H114V130L113 129H111V126L107 123V124H104V123H106V121H108L107 119H108V117H106L107 116V114H104L103 112H101V114H99V115H101L102 117L100 118L99 117V115H96V114H94L93 115V113H91V112H93L92 110H88V109H83L81 112L79 111V110H77V107H79V106H77V103L76 102H74V101H72V104H71V100H68V99H66V98H63V97H59V95L57 94V89H58V87L57 86H55V85H53V86H49L48 87V90H47V96H45L46 94H45V92H46V84H45V82H43V81H45L46 80V78H43V81H42V76H40V75H42V74H38V73H36V69H39V67L38 66H41L42 68H47L48 66L50 67L51 65H55L56 63H58V64H56V65H62L63 67H66L67 66V64H66V61H65V63L64 62H60V61H64V59H62V56H63V58H65V60H67V58L66 57H64V55L62 54H58L59 52V45H55V44H58L61 40V38L62 37H58L57 38V42L58 43H53L51 46H50V44H46V42H44L45 40L47 41L48 40V38H47V35L48 34H50V31H52V30H50V29H53L54 28V26L56 27V19H55V15H51V19H49V23L51 22L52 23V21H53V24H54V22H55V25H53L52 27L50 26V24L49 23H45L44 21H43V17H42V14L41 15H37V12L36 13H34V14H32L31 15V17H24V16H21V20H23V22H22V26L21 25H19V24H21V22L19 23V20H12L13 21V23H12V21H9L8 20V18L7 19H5V18H3V14H2V12H1ZM40 13H42V12H40ZM62 15L60 16V18L61 19H63L64 17H66L67 19H68V17L67 16H69V13H67V16H66V13H64L63 11L62 12H60ZM74 15H73V14ZM106 13V14H105ZM35 14H36V18H35ZM64 14V15H63ZM235 14V15H234ZM242 15V16H241ZM39 16V17H38ZM42 18H41V17ZM87 16H89V18L87 17ZM249 16V17H248ZM54 17V18H53ZM76 17V18H75ZM87 17V20L85 19ZM109 17V16H108ZM241 18V17H246V19L248 18V20H246L245 18H242V20H244L243 22L246 24V22L248 21L249 22V20H250V22L248 23L247 22V24L245 25V26H240V24H244L243 22H237L236 20L238 19V18ZM23 18H25V19H23ZM39 18H41L40 20H39ZM65 18V19H66ZM65 19H63L64 21H66ZM78 19V18H77ZM33 20V21H32ZM37 20H39L40 21V23H39V21H37ZM51 20V21H50ZM91 20V21H90ZM215 20V21H214ZM34 21H35V23H34ZM260 21L262 22L261 24H260ZM9 24H8V23ZM16 22V23H15ZM39 23V24H37V26H36V23ZM205 22L207 23V24H205ZM214 22V23H213ZM232 22V23H231ZM237 22V23H236ZM18 23V24H17ZM35 24V26H34V24ZM45 23V27H44V24ZM78 23V24H77ZM81 23V24H80ZM101 23V24H100ZM204 23V24H203ZM209 23V24H208ZM226 23V24H225ZM160 24H164V26L163 27H161L160 26ZM214 26H213V25ZM8 25H9V27H8ZM10 25H12V26H10ZM17 25V26H16ZM19 25V26H18ZM130 25V26H129ZM262 25V26H261ZM24 26V27H23ZM41 26V27H40ZM47 26V27H46ZM50 26V27H49ZM132 26V27H131ZM231 27V30H230V27ZM234 26V27H233ZM261 28H260V27ZM13 28V30H12V28ZM17 27H18V29H17ZM20 27V28H19ZM34 27H35V29H34ZM42 28V29H40V28ZM43 27L46 29H43ZM48 27L50 28V29H48ZM195 27H196V30H195ZM228 27H229V29H228ZM237 27V28H236ZM9 28H10V30H9ZM161 28H163V30L161 31ZM232 28H234V29H232ZM257 28H260V29H258V30H256ZM27 29V31H25ZM33 29L35 30V31H33ZM39 29V30H38ZM47 29L49 30V31H47ZM55 29H57V27L55 28ZM236 29V30H235ZM9 30V31H8ZM22 30V31H21ZM38 30V31H37ZM54 30V29H53ZM130 30H133V31H130ZM175 30V31H174ZM227 30H229V31H227ZM247 30H249V32L251 33V35L249 34V36H248V31ZM256 30V31H255ZM11 31V32H10ZM15 31V32H14ZM19 31H20V34L21 35H16V34H19ZM46 32V34H43L44 32ZM130 31V32H129ZM196 31V32H195ZM38 32H40L41 33V36H40V33H38ZM49 32V33H48ZM129 32V33H128ZM134 32V33H133ZM135 32H136V35H135ZM244 32V33H243ZM253 32H255V33H253ZM9 33H10V36H9ZM12 33V34H11ZM14 33H16V34H14ZM23 33V34H22ZM94 33V35H93V37H92V34ZM171 33V34H170ZM236 33V34H235ZM29 36H28V35ZM13 35V36H12ZM22 35H25L23 38L22 37H20V36H22ZM45 35V36H44ZM56 35H59V34H55V36ZM133 35H135L134 36V38H135V40L136 41H134V38H133ZM234 35H232L231 34V36H234ZM239 36V38H237L238 36ZM244 35H246L245 37H244ZM8 36H9V38L10 39H12V40H10L9 38H8ZM14 36H17V37H15L14 38ZM61 36V35H60ZM96 36V35H95ZM19 37H20V39H19ZM27 39H26V38ZM41 37V38H40ZM43 37H45V38H43ZM235 37V36H234ZM260 37H262L261 39H260ZM38 38H40V41H39V39ZM47 38V39H46ZM196 38V39H195ZM242 38V39H241ZM259 38V39H258ZM10 41H9V40ZM17 39V40H16ZM20 40V41H19ZM24 40V41H23ZM42 40H44V41H42ZM138 40H140V41H138ZM220 40H222V43L223 42H226V43H220L221 41ZM225 40V41H224ZM133 41V42H132ZM143 41V43L145 42V43H148V42H152V43H154V44H156V45H158V46H160L161 48H159L158 47V49L156 50V49H154V50H150V53H148V54H145L144 56H137V58L135 59V61L132 63L131 61H129V54H131V49H130V47H132V45H133V43H135V42H142ZM217 41V42H216ZM6 42V43H5ZM9 42H11L10 44H8ZM44 42V43H43ZM219 42V43H218ZM240 42H241V44H240ZM3 43H4V45H3ZM19 43V44H20ZM42 43V45H44V46H42L41 47V49L38 47L40 44ZM115 43V44H114ZM13 44V43H12ZM132 44V45H131ZM218 44V45H217ZM222 46H221V45ZM243 44V45H242ZM240 45H241V47H240ZM6 46V47H7ZM196 46V47H195ZM220 47V49L218 48L217 49V47ZM2 47L1 48V52H3V50H5V51H7L8 50V53H9V51H11V49L9 48V47ZM34 47H35V49H34ZM36 47L38 48V49H36ZM54 47V48H53ZM58 47V48H57ZM193 47V48H192ZM222 47V48H221ZM7 50H6V49ZM192 48V49H191ZM54 49V50H53ZM56 49H58V51H56ZM180 49H182L183 51H181ZM237 49H238V51H237ZM239 49H241V50H239ZM38 50H40L39 52H42V55L43 54H45V56L43 55V56H40L39 55V52H38ZM90 52V54H89V52ZM176 50L178 51V52H176ZM217 50V51H216ZM238 52H236V51ZM21 51L22 52H25V54H27V55H21L20 56V54H21ZM30 51V52H29ZM33 53H32V52ZM36 51V52H35ZM94 51V52H93ZM96 51V52H95ZM179 51H181V52H179ZM216 51V52H215ZM222 51V52H221ZM240 51V52H239ZM244 51H248V49H245ZM20 52V53H19ZM29 52V53H28ZM38 52V54L37 55H34V53L36 54ZM51 52V53H50ZM175 52V53H174ZM187 52V53H186ZM191 52V54L189 55V53ZM215 52V53H214ZM236 52V53H235ZM242 52V53H241ZM30 53H32L31 55H33V57L31 56V55H29ZM96 53V54H95ZM113 53V55H114V57H112L113 59L112 60H109L110 59V56H109V54H112ZM177 53V54H176ZM226 53V54H225ZM241 53V54H240ZM248 53V54H247ZM46 54H47V56H46ZM49 54V55H48ZM92 54V55H91ZM188 54V55H187ZM227 54H228V56L229 57H227ZM231 54V55H230ZM238 54H240V55H244V57H245V61H243V59H244V57L242 58L240 55L238 56ZM250 54V55H249ZM12 55V56H11ZM90 55H91V57H90ZM224 55V56H223ZM248 57H247V56ZM24 57V59H23V57ZM40 56V57H39ZM59 56H61V57H59ZM116 56V57H115ZM227 57V59H228V62H227V59H226V57ZM255 56V57H254ZM6 57H7V59H6ZM45 57V58H44ZM46 57H50L49 58V60L48 59H46ZM90 57V58H89ZM109 57V58H108ZM121 57H123V58H121ZM223 57V58H222ZM239 59H242V61L241 60H239ZM241 57V58H240ZM9 58L10 59H12L13 60V62H11V63H9L8 64V62H9ZM114 58H115V60H114ZM121 58V59H120ZM230 58V59H229ZM236 58H237V60H236ZM246 58H247V60H249L248 62H247V60H246ZM90 59H92V61L90 60ZM118 59L120 60V61H118ZM171 59V60H170ZM234 59H235V61H234ZM21 60V61H20ZM34 60V61H33ZM43 60V61H42ZM56 62H55V61ZM224 60V61H223ZM239 60V61H238ZM6 61V62H5ZM8 61V62H7ZM20 61V62H19ZM23 61H25L24 63H23ZM44 61H46V62H44ZM48 61V62H47ZM53 61V62H52ZM89 61V62H88ZM91 61V62H90ZM115 61V62H114ZM121 62V63H118L117 64V62ZM219 61V62H218ZM237 61L239 62V63H237ZM21 62L23 63V64H21ZM52 62V63H51ZM87 62H88V64H87ZM102 62V63H101ZM112 62V63H111ZM113 62H114V65H113ZM122 62H123V64H122ZM131 62V63H130ZM229 62H231V63H229ZM235 62L238 64H235ZM241 62H243V64H241ZM245 62H247V63H245ZM6 63V64H5ZM47 65H46V64ZM51 65H50V64ZM53 63H55V64H53ZM62 63V64H61ZM90 63V64H89ZM115 63H116V65H115ZM128 63V64H127ZM233 63V64H232ZM20 64V65H19ZM34 64H36L37 66H35ZM43 64V65H42ZM66 64V65H65ZM130 64V65H129ZM132 64V65H131ZM219 64V65H218ZM240 64V65H239ZM17 65V66H16ZM18 65H19V67H18ZM33 65H34V67H33ZM96 65H101V66H99L98 68H97V66ZM103 65V66H102ZM127 65H129V66H127ZM218 65V66H217ZM221 65V66H220ZM227 65V66H228ZM245 65H247V67L245 66ZM45 66V67H44ZM95 66H96V68H95ZM113 66V67H112ZM119 67V68H116V67ZM221 68H220V67ZM222 66H224V67H222ZM18 67V68H17ZM36 67V68H35ZM40 67V68H41ZM104 67H107V68H104ZM215 67H216V70H214L215 69ZM178 68V67H177ZM247 68V69H246ZM35 69V70H34ZM66 69V68H65ZM95 69V70H94ZM160 69V70H159ZM217 69H219L220 71L218 72L217 71ZM13 70H14V68H13ZM102 70V69H101ZM158 70V71H157ZM35 71V72H34ZM165 71V72H164ZM217 71V72H216ZM226 71V72H225ZM29 72H30V74H32V75H30L29 74ZM71 72V71H69V70H64L62 73H57V74H50V73H43V75L45 76V77H50V78H52V77H56V78H66L65 80H64V78L63 79H61V80H63V81H68L69 80V78L71 77V75L73 74V73H69ZM160 72H162V73H160ZM25 73H28V74H25ZM67 73V74H66ZM157 73H160L159 75H157ZM185 73H187V72H185ZM226 73V74H225ZM46 74V75H45ZM48 74V75H47ZM66 74V75H65ZM76 74H79L80 75V73H76ZM35 75V76H34ZM56 75V76H55ZM61 75V76H60ZM85 75H87V74H84V76ZM116 75V76H115ZM28 76V77H27ZM41 78H40V77ZM63 76V77H62ZM66 76V77H65ZM80 76H83V75H80ZM255 76H257V77H255ZM27 77V78H26ZM115 77H116V79H115ZM10 78V77H9ZM32 79V80H28V79ZM33 78L35 79V80H33ZM256 78H258V80L256 81L257 82V84H258V81H260V84H258L259 86H255L253 83H256L255 82V80L254 79H256ZM260 78V79H259ZM17 79V80H16ZM25 79V80H24ZM39 79V80H38ZM41 79V80H40ZM45 79V80H44ZM68 79V80H67ZM113 79H115V80H113ZM177 79V77L176 76H173V80H176ZM23 80V81H22ZM28 80V81H27ZM112 80V81H111ZM150 80V81H149ZM156 80V79H155ZM190 80H191V77H190ZM20 81L21 82H23V83H20ZM110 81V82H109ZM253 81V82H252ZM28 82H30V83H28ZM33 82H35V83H33ZM107 82V83H106ZM148 82H150L149 83V85L148 84H146V83H148ZM249 82H252V84L250 83V85H249ZM28 83V84H27ZM43 83H44V85H43ZM110 83V84H109ZM15 84V86H16V84H17V86L15 87V86H13ZM19 84V85H18ZM22 84V85H21ZM30 84V85H29ZM71 84V83H70ZM70 84L68 85V86H70ZM103 84V85H102ZM104 84H106V85H104ZM153 84V83H152ZM24 85V86H23ZM32 85V86H31ZM36 85V86H35ZM42 85H43V87H42ZM109 85V86H108ZM249 85V86H248ZM262 85V86H261ZM10 86H12V87H10ZM38 86V87H37ZM101 86H103V87H101ZM106 86V87H105ZM148 86H149V88H148ZM218 86H220V87H218ZM249 87V90H248V88H247V90H246V87ZM250 86H252V87H250ZM254 86V87H253ZM23 87V88H22ZM27 87H29L30 88V90H29V88L27 89ZM38 88V89H36V88ZM41 87V88H40ZM256 87V88H255ZM261 87H263V88H261ZM19 88H21V89H19ZM25 88V89H24ZM33 88H35V89H32ZM42 88H43V90H42ZM44 88H45V92H44ZM70 89H73L74 88V90L76 91V93H77V95L79 94L80 95V97H82L84 100H86L87 101V99H88V101H91V98H92V102H95V101H97V99L99 100V98H98V94H95L94 96L92 95V97L91 96H85V94H81V90L80 89H78V90H76V87H74V86H72V84H71V86L69 87ZM217 88H219V89H221V90H217ZM252 88H254L253 90H251ZM260 88V89H259ZM216 89V90H215ZM255 89H258V90H255ZM263 89V90H262ZM23 90H25L26 91V93H25V91H24V94L26 95V94H28V95H24L23 94ZM29 90V91H28ZM38 90V91H37ZM39 90H41L40 91V93H39V95H41V96H38V92H39ZM50 90V91H49ZM251 90V91H250ZM262 90V91H261ZM32 91H34V92H32ZM35 91H37L36 93H35ZM81 91V92H80ZM152 93L151 95H150V92ZM12 92V93H11ZM29 92H31V93H29ZM42 92V93H41ZM51 92V93H50ZM212 92V93H211ZM219 92V93H218ZM50 93V94H49ZM149 94V97L150 98H148V94ZM207 93V94H206ZM217 93V94H216ZM258 93V94H259ZM33 94V95H32ZM36 94V95H35ZM206 94V95H205ZM30 95H32L33 96V98H35V99H39L40 101H37L36 102V100L34 99V100H32L33 98H32V96L30 97ZM35 95V96H34ZM78 95V96H79ZM82 95H84V96H82ZM155 95V98L153 97L152 98V96H154ZM217 95V96H216ZM221 95V96H220ZM263 95V96H262ZM4 96V97H3ZM5 96H8V98L7 97H5ZM38 96V97H37ZM144 96V97H143ZM145 96H147V97H145ZM193 96V97H192ZM86 97H87V99H86ZM131 97V98H130ZM195 97V98H194ZM213 97H215V98H213ZM26 98V99H25ZM46 100V101H44V99ZM61 98H63L64 100H66V101H64L63 99H61ZM95 98V99H94ZM97 98V99H96ZM146 98H148V99H146ZM188 98V99H187ZM194 98V99H193ZM197 98V99H196ZM201 98V99H200ZM203 98H205V99H203ZM134 99V100H133ZM136 99V100H135ZM140 99V100H139ZM149 99H151V100H149ZM192 99V100H191ZM26 102H25V101ZM29 102H28V101ZM50 100H51V102H53L52 104H50L51 102H50ZM24 101V102H23ZM34 101V102H33ZM59 101H61V102H59ZM133 101H134V104H133ZM137 103H136V102ZM190 101V102H189ZM203 101V102H202ZM4 102V103H3ZM27 102L28 103H30V102H32V103H30L29 105H30V107H29V105L27 104ZM38 102H40L39 104H38ZM44 102H46V103H44ZM63 102V103H62ZM138 102H139V104H138ZM144 102H146V103H144ZM176 102H177V104H176ZM186 102H188V103H186ZM25 103V104H24ZM45 105H44V104ZM64 104V105H62V104ZM65 103L67 104L68 103V105L67 106H65ZM136 103V104H135ZM201 105H200V104ZM211 103V104H210ZM214 103V104H213ZM219 103V104H218ZM4 104V105H3ZM32 104V105H31ZM42 104V105H41ZM204 104V103H203ZM218 104V105H217ZM252 104V105H253ZM2 105V106H1ZM28 105V106H27ZM46 105H47V107H49V108H47L46 107ZM53 105V106H52ZM60 105H62L64 108H61L60 107ZM73 105V106H72ZM139 105V106H138ZM33 106H34V108H33ZM55 106V107H54ZM60 107V108H57V107ZM27 107H28V109H27ZM39 107V109L37 110L36 108H38ZM44 109H43V108ZM54 107V108H53ZM67 109H66V108ZM76 107V108H75ZM138 107V108H137ZM16 110H15V109ZM40 108H42V109H40ZM52 108V109H51ZM73 108H75V109H73ZM7 109H8V111H7ZM33 109H35V110H33ZM59 109H63L62 111L61 110H59ZM71 109H72V111H71ZM30 110V111H29ZM47 110V111H46ZM53 110H55L56 112H54ZM75 110V111H74ZM152 110V111H151ZM23 111H27L26 113H23ZM69 113V114H71V113H73L72 115H69L67 112ZM74 111V112H73ZM90 112V113H88V112ZM126 111V112H125ZM151 111V112H150ZM47 112V113H46ZM78 112H79V115H78ZM153 112V113H152ZM173 112V111H172ZM29 113V114H28ZM44 113V114H43ZM61 113V114H60ZM67 113V114H66ZM75 113H76V115H77V117H76V115H75ZM169 113V114H168ZM7 114V115H6ZM55 114V115H54ZM80 114H81V118H83V119H81L80 118ZM151 114H152V116H151ZM172 114V113H171ZM171 114H170V116H171ZM24 115H28V117H26V116H24ZM32 115V116H31ZM62 115H64V116H62ZM104 115V116H103ZM3 116V117H2ZM36 116H38L37 118H38V121H37V118H36ZM43 116H44V118H43ZM55 116V117H54ZM61 118H60V117ZM149 116H151V117H149ZM6 117V118H5ZM10 117V118H9ZM34 117V118H33ZM64 117V118H63ZM75 117V118H74ZM106 117V118H105ZM145 119H144V118ZM156 117V118H155ZM53 118H55V119H53ZM76 118H77V120H76ZM98 118V119H97ZM138 118V119H137ZM148 118V119H147ZM150 118V119H149ZM2 119L4 120V121H2ZM43 119V120H42ZM63 119H64V121H67V122H64L63 121ZM27 121L26 123H25V121ZM30 120V121H29ZM60 120V121H59ZM101 120V121H100ZM130 120V121H129ZM146 120V121H145ZM192 119H190L189 121H188V124H184L185 125V127L184 128H189L190 127V129L187 131V132H189L190 133V135H193L194 136V139H202L201 137H204L203 139H205V138H208L209 137V134H207V133H204V132H201V131H198L197 129H199L198 128V124L196 123V122H192L191 121ZM22 121H23V123H25V124H21L22 123ZM42 123H41V122ZM56 121V122H55ZM63 121V122H62ZM76 121H77V123H76ZM82 121H85L84 123H82ZM91 121H93V122H91ZM140 121V122H139ZM159 121V122H158ZM190 121H191V123H190ZM28 122H30V124L28 123ZM59 122V123H58ZM60 122H62V124L60 123ZM76 124H75V123ZM89 122H91V123H95V126H94V124H90ZM139 122V123H138ZM146 122V123H145ZM20 125H19V124ZM28 123V124H27ZM44 123H45V125H44ZM57 123V124H56ZM64 123H67V124H64ZM81 123H82V126H81ZM145 123V124H144ZM152 123H153V125H152ZM195 123H196V125H195ZM3 124H4V126H3ZM6 124V125H5ZM34 124V125H33ZM37 124V125H36ZM39 124H40V126H39ZM54 127H52L51 125ZM62 125V128H64V127H66L65 129H62V128H60V129H58V127H56V126H59V125ZM71 124V125H70ZM83 124H85V125H83ZM87 124V125H86ZM97 124V125H96ZM134 124V123H133ZM132 124V125H133ZM190 124L192 125V126H190ZM2 125V126H1ZM22 125V126H21ZM24 125H26V127H24ZM31 125V126H30ZM44 126V127H42V126ZM50 125V126H49ZM187 125H189V127L187 126ZM7 126V127H6ZM27 126H30V127H27ZM38 126V127H37ZM64 126V127H63ZM78 126V127H77ZM85 126V127H84ZM87 126V127H86ZM99 128H98V127ZM102 126H104V130H103V127ZM15 127V128H14ZM17 127V128H16ZM32 127H36L35 129L34 128H32ZM49 128V129H47V128ZM71 127H72V129H71ZM73 127H76V129H77V131H76V129H73ZM82 127H83V129H85V131H87L88 129V132H83L84 130L82 129ZM93 127V128H92ZM108 127H110V128H108ZM192 127V128H191ZM194 127V128H193ZM31 129V131H29L30 129ZM56 128L58 129L57 131H56ZM78 128L81 130H78ZM88 128V129H87ZM96 128V129H95ZM106 128H107V130H108V132L110 131L111 133H108L107 132V130H106ZM168 128H171V125H170V127H168ZM25 129H27V130H25ZM40 129H41V131H40ZM52 130V132H51V130ZM87 129V130H86ZM94 129V130H93ZM101 131H103V132H101ZM110 129V130H109ZM194 129V131H192ZM6 130V131H5ZM54 130V131H53ZM62 130V131H61ZM64 130H65V134H63L64 133ZM96 130V131H95ZM98 130V131H97ZM113 130V131H112ZM187 130V129H186ZM44 131H45V133H44ZM128 131V130H127ZM30 132V133H29ZM50 134H49V133ZM56 132V133H55ZM62 134H61V133ZM77 133V134H79V135H75V134H73V133ZM82 132V133H81ZM91 132V133H90ZM104 132H105V135H104ZM114 132V133H113ZM119 132H120V134H119ZM193 132H195V134L193 133ZM55 133V134H54ZM72 135H71V134ZM103 133V134H102ZM125 133V134H124ZM129 133H131L132 134V132H130V131H128V133L127 134H129ZM31 134V135H30ZM35 134V135H34ZM51 134L52 135H54V136H51ZM84 134H86L85 135V138H84ZM95 134H97V135H95ZM107 134L108 135H110L109 137L107 136ZM124 134V135H123ZM126 134V135H127ZM198 134H200V136L198 135ZM205 136H204V135ZM17 135V136H16ZM62 135V137L63 136H65V138L63 137H59V136H61ZM80 135H82L81 137H80ZM199 137H198V136ZM203 135V136H202ZM208 135V136H207ZM15 136H16V138H15ZM58 136V137H57ZM75 136H77L76 137V139H77V141H76V139H75ZM91 137V139H90V137ZM97 136V137H96ZM100 136V137H99ZM103 136V138L101 139V137ZM114 136V137H113ZM5 139H4V138ZM46 137V138H45ZM57 137V138H56ZM66 137H67V141L65 140L66 139ZM75 139H73V138ZM94 137V138H93ZM104 137H105V139H104ZM110 137H112V138H110ZM196 137V138H195ZM84 140V142L85 143H83L84 145H82L81 143H78V141L79 142H83L82 140ZM98 138H99V141H96V140H98ZM109 138V139H108ZM114 138V141L113 140H111V139H113ZM133 138H135V137H133ZM45 139V140H44ZM96 139V140H95ZM117 139L119 140V141H117ZM122 139L125 141L126 139H127V143L126 142H124V141H122ZM6 142H5V141ZM60 140V141H59ZM64 140H65V142H64ZM74 140V141H73ZM101 140V141H100ZM106 140V141H105ZM135 140H138V139H135ZM45 141H46V143H45ZM52 141V142H51ZM75 142V143H73V142ZM58 142V143H57ZM97 143V144H100L99 146L97 145V144H92V143ZM115 142V143H114ZM123 142L125 143V144H123ZM150 143H151V141H149ZM179 141H177V142H175L174 143V141H173V143L172 142H170V144L172 145V147L170 146V144H168V145H166V146H164L163 148H161V150H160V153L161 152H163L162 154H166V158H168V157H170V158H172V157H177V158H182L183 160H186V156L188 155V153H190V152H192V150L190 149V148H192V146H190V145H187V144H182L181 142H179ZM56 143V144H55ZM72 143H73V145H75V146H73L72 145ZM89 143V144H88ZM103 143V144H102ZM119 143V144H118ZM177 143H178V145H177ZM242 143V144H241ZM240 144H239V146H241V145H243V144H245V142L243 141V142H241ZM36 144V145H35ZM37 144H38V146H37ZM46 144V145H45ZM69 144V145H68ZM90 144H92V146L94 145V147H91V148H87ZM112 144V145H111ZM114 144H117V145H114ZM130 144V145H129ZM149 144V143H148ZM152 144V143H151ZM158 144H160V143H158ZM175 144V145H174ZM22 145V146H21ZM30 145V146H29ZM32 145V146H31ZM35 145V146H34ZM41 145V146H40ZM59 145V148L57 147ZM60 145H62V146H60ZM80 145V146H79ZM135 145V146H134ZM154 145H157L156 143L154 144ZM181 145V146H180ZM26 146H29V148L28 147H26ZM33 146H34V148H33ZM54 146V147H53ZM64 146V147H63ZM79 146V147H78ZM81 146H83V147H85V148H81ZM98 146V147H97ZM102 148H101V147ZM118 146V147H117ZM127 146V147H126ZM133 146V147H132ZM169 146H170V148H169ZM22 149V147H23V149L21 150V151H18L20 148ZM25 147V148H24ZM33 149V150H31V148ZM42 147H44V149L42 148ZM73 147V148H72ZM97 147V148H96ZM130 147V148H129ZM132 147V148H131ZM2 148V149H1ZM11 148V149H10ZM28 148V149H27ZM42 148V149H41ZM48 150H47V149ZM50 148H51V150H50ZM53 148V149H52ZM54 148H56V149H54ZM61 148V150H58V149H60ZM97 150V149H99L100 150V148H101V151H99V153L98 154H100L102 151H103V153H102V155H100V157L98 158V155H96V153L98 152V150L96 151L95 149ZM24 149H25V151H28L29 149H30V151H33V152H23L24 151ZM75 149V150H74ZM82 149V150H81ZM91 149H93V152H95L96 151V153H93V152H91L92 150ZM131 149V150H130ZM43 150V151H42ZM46 150H47V152H46ZM73 150H74V152H73ZM88 150V151H87ZM114 150V151H115ZM121 150V151H120ZM7 152V153H5V152ZM18 151V152H17ZM38 151H40L39 152V154H38V156H37V153H38ZM54 151V152H53ZM56 151V152H55ZM80 151V152H79ZM91 152V154H88V153H90ZM19 154V152L21 153V158H19V156H20V154L18 155L17 153ZM45 152V153H44ZM65 152H66V154H65ZM77 152V153H76ZM85 153V155H86V157H85V155H83L82 153ZM88 152V153H87ZM128 152V153H129ZM33 154L32 156V160L33 161H39V163L40 164H38V162H36V164H34V165H36V167L34 166V165H30L31 164V162H32V160H30L31 159V156L29 155V157H28V155L27 154ZM53 153V154H52ZM65 155H64V154ZM79 153V154H78ZM15 154H17L18 155V160L19 161H21L22 159H24V160H22L21 162H22V164H24L25 162L27 163V165H26V163L23 165L24 166V168L27 166V167H29L28 169L27 168H25V170L23 169V166H22V164L20 165V163H19V165L22 167V168H20V166L18 167V160L16 159V155ZM24 154H26V155H23ZM44 154H45V157H44ZM75 154H76V157H77V159H76V157H75ZM93 154H94V156H93ZM106 154V155H107ZM13 155L15 156V159L17 160V163H16V160L14 159V157H13ZM35 155V156H34ZM42 155V156H41ZM53 155V156H52ZM79 155H81V156H79ZM22 156L23 157H25L26 158V160L28 161V159L30 160V161H26L25 160V158H22ZM58 156H59V158H58ZM108 156H105V155H103V157H105V160H104V164L105 165H107V164H109V162L108 161H110V159L108 158ZM148 156H150V157H148ZM183 156V157H182ZM185 156V157H184ZM6 157V158H5ZM44 157V158H43ZM47 157V159H45ZM51 157H53V158H51ZM63 157V158H62ZM65 157V158H64ZM81 157V158H80ZM37 158H38V160H37ZM50 158V159H49ZM101 158V159H100ZM107 158H108V160H107ZM185 158V159H184ZM7 159H11L10 161H8ZM21 159V160H20ZM36 159V160H35ZM44 159V160H43ZM59 161V160H61V161H59V163H57V160ZM81 159H83V160H81V162H83L84 161V163H82L81 164V162H80V160ZM91 159H93V160H91ZM98 159H99V161H100V163L98 162ZM123 159H126L125 157L123 158ZM3 160V161H2ZM5 160H7V161H5ZM14 160H15V162H14ZM48 160L50 161V160H53L54 162H56L55 164H56V171L54 170V171H51L48 167H47V165H46V163H48ZM64 160H66V161H64ZM23 161H24V163H23ZM44 161V162H43ZM65 162V164L66 165H64V162ZM80 163H79V162ZM187 161V160H186ZM186 161H184V162H186ZM5 162H7L6 164H5ZM15 163V165L18 167L17 169H20V170H17L16 169V166H14L15 167V169H14V171L16 170V174H14V171H13V165L14 164H12V163ZM42 162V163H41ZM60 162H62V163H60ZM77 162V163H76ZM33 163V162H32ZM43 163H45L44 165H43ZM85 163H87L86 165H85ZM121 163V161L119 160L118 162H117V164H120ZM125 163H127L126 161H125ZM137 163V162H136ZM147 163V164H146ZM5 164V166L3 167L2 165H4ZM151 164V165H150ZM59 165H63L62 166V168H64L65 169V173H64V180L62 181V182H64V186L62 187V188H60V190H59V188H55V187H58L57 185H59V184H55L54 185V183H50V184H48L46 187H45V189L44 190H42V192H41V190H39L38 189V186H36L37 185V182L35 183V182H31L28 186L29 187H31V188H29V187H27L26 185H24V183H26V182H23V181H26V179H27V176H25L24 174H26L27 172L28 173H31V172H33V170H34V172H38V175L40 176V174H43L44 176L45 175H48V176H50L49 177V181H54L55 179H56V177L57 178H59V176H60V172L63 170ZM85 165V166H84ZM32 166V167H31ZM34 166V167H33ZM99 166V165H98ZM127 166V167H126ZM125 166V170H126V173H128V171L130 170L131 171V169H132V167L134 166L133 164L132 165H126ZM131 166V167H130ZM8 167V168H7ZM31 167V168H30ZM44 167V168H43ZM59 167V168H58ZM4 168H5V170H4ZM7 168V169H6ZM44 169V171H40V170H42V169ZM79 168V169H80ZM82 168H85V169H82ZM127 168H128V171H127ZM21 169H23V170H21ZM27 169V170H26ZM31 169V170H30ZM57 169H59L58 171H57ZM60 169H62V170H60ZM161 169V168H160ZM45 170H47V171H45ZM162 170V169H161ZM19 171H20V173H19ZM91 170H89L88 171V177H96L97 175H98V172H97V170L95 171H91ZM129 171V172H130ZM13 172V173H12ZM23 172V173H22ZM43 172V173H42ZM45 172L47 173V174H45ZM62 172H64V170L62 171ZM66 172H67V174H66ZM96 172V173H95ZM22 173V174H21ZM50 173V174H49ZM55 173V174H54ZM91 175H90V174ZM93 173H95L94 175H92ZM124 173H125V171H124ZM125 173V174H126ZM183 173H185V172H183ZM23 175V177L21 176V177H19L18 175ZM172 174V175H171ZM170 175H169V177L171 178H173V173H171ZM56 175V176H55ZM68 175V176H67ZM18 176V177H17ZM66 176V177H65ZM183 176H185V177H183ZM199 176V175H198ZM69 177V178H68ZM71 177V178H70ZM195 177V178H194ZM19 178H21V179H19ZM23 178V179H22ZM24 178H25V180H24ZM51 178H52V180H51ZM188 178H194L193 180L192 179H188ZM197 178V174H194L193 173V176H192V174H185V175H182V179H183V183L185 184L186 183V181H187V183L188 182H190L189 184H185L186 186V188H187V186H188V192H187V190L185 189V188H183V190H182V193H181V195H182V198L184 199L185 197L187 198L189 195H191L190 194V192L192 191V189H193V192H194V190L196 189V187L194 186V184H193V182H194V180ZM71 179V180H70ZM20 180V181H19ZM23 180V181H22ZM69 180V181H68ZM170 181H172L171 179H169ZM173 180H174V178H173ZM185 180V181H184ZM191 180V181H190ZM27 182H28V180H27ZM69 182V183H68ZM161 182H164V180L162 181L161 180ZM53 184V185H52ZM77 184V185H76ZM67 185H70V186H67ZM72 185V186H71ZM54 188H53V187ZM27 187V188H29V190L26 188V190H25V193H26V191H28V193L31 191L32 192V194L33 195H30V194H28V193H26V196L24 197V195H25V193H24V191H22V188H23V190L25 189V188ZM68 187V188H67ZM70 187V188H69ZM79 187V189L78 190H80L81 188ZM33 188V189H32ZM48 188V190H46ZM65 188H67V189H65ZM133 188V187H132ZM132 188H129L128 189V187H125L124 189H123V187L121 186L120 188H119V191L117 190L116 192H115V194H116V196L118 195V196H120V204L118 205V206H120L122 209H123V211H124V213L125 214H133V212L132 211H130V210H132V208H135V207H140L139 209L138 208H136L135 210L133 209V211H136L137 209V211L138 212H140V214L136 211V214H137V216H141V213H143L142 214V216L143 215H150L149 217H150V219H149V217H148V219H147V223L148 222H151V220L152 221H155V223L157 224V225H164L165 227H166V231H165V233H164V235H158L156 232V230H155V233H153V231H152V233H151V237L153 238V240H154V244L156 245L155 247H156V251H160V253H159V258L161 259H163V262H165L164 264H199V262L201 263V264H205V262H203L202 260H199V258H198V253L200 252V248H198L199 246H196L197 244H198V241H200L202 238L204 239H202L201 240V242H204V241H208L209 239H212V240H217V239H220L223 235H224V233L226 232V230H225V228L223 227H216L215 229H216V231H215V229L213 230V232L212 233H210V231L208 232V233H206V234H209V235H205V237H202L201 236V239H199L200 238V236H199V233H196V232H200L202 229H204V228H206V227H204V225L205 226H207L206 225V223L204 224V223H200L201 222V219H199L200 217H199V214H197L198 212H197V209H196V207H195V205H196V203H191V206L190 205H188L189 203H185V205L186 206H188V207H186L183 203H181V205L183 204V206H180L179 207V210H180V212L177 210V207H176V203H173L174 202V194H173V192H174V190H173V188L171 189V191L169 192V196L168 197H171V198H167V200H166V202L168 201V203H166V202H164V203H148V205H147V203H144L145 202V200H144V198H141L140 196H139V194H140V192H138V188H137V186H135L134 187V189H132ZM190 188V189H189ZM36 189V190H35ZM54 189V190H53ZM64 191H63V190ZM69 189H71V190H69ZM121 189V190H120ZM126 189V190H125ZM35 190V191H34ZM51 190V191H50ZM59 190V191H58ZM106 190L108 191V189L106 188ZM125 190V191H124ZM152 190V189H151ZM185 190V191H184ZM189 190H190V192H189ZM46 191V193H44ZM48 191V192H47ZM67 191V192H66ZM127 191V192H126ZM35 192H37V193H35ZM62 192V193H61ZM65 192V193H64ZM118 192V193H117ZM129 192H131V193H134V194H132L133 195V200L131 201V202H129V199L131 198V196H129V195H131V193H129ZM136 192V193H135ZM183 192H185L184 194H183ZM43 193V195H40V194H42ZM127 195H125V194ZM187 193V194H186ZM188 193H189V195H188ZM22 194V195H21ZM24 194V195H23ZM34 194H37V195H34ZM39 194V195H38ZM51 194H52V196H51ZM66 195H68V193L66 194ZM135 195V196H134ZM138 195V196H137ZM185 195V196H184ZM223 195V194H222ZM221 194H218L217 195V197L218 196H222ZM27 196H33V197H30L29 198V200H27ZM37 196V197H36ZM126 196V197H125ZM184 196V197H183ZM21 197V198H20ZM23 197V198H22ZM42 197V198H41ZM52 197V198H51ZM129 199H128V198ZM144 197V196H143ZM39 198H40V200H39ZM49 198H51V199H49ZM136 198V199H135ZM138 198V199H137ZM219 198V197H218ZM221 198V199H220ZM219 199L222 201V197H220ZM2 199V200H1ZM33 201H31V200ZM21 200V201H20ZM25 200H26V202H25ZM37 200H39V201H37ZM136 200V201H135ZM138 200V201H137ZM139 200H141L140 202H139ZM144 202H143V201ZM171 200V201H170ZM219 200V201H220ZM2 201V202H1ZM6 201H8L7 203H6ZM25 203H24V202ZM31 201V203H32V205H31V203H29ZM134 201V202H133ZM37 202L39 203H43V206L45 207V211H46V214H47V212H48V214L47 215H44L45 214V211H42V210H39V209H41V206L39 205H37ZM136 202L138 203V205L136 204ZM171 204H170V203ZM27 205L28 204V206H24V209L25 210H23V207H21L20 205ZM27 203V204H26ZM130 205H129V204ZM134 203H135V205H134ZM19 206H18V205ZM52 203H50V205H51ZM77 204L78 203H73V205L74 206H77ZM132 204H133V206H132ZM141 206H140V205ZM171 206H170V205ZM172 204L174 205V206H172ZM180 204V203H179ZM6 205V206H5ZM11 205H12V207H11ZM15 205V206H14ZM17 205V206H16ZM35 207H34V206ZM53 205H54V203L51 205V206H49V207H51V208H53ZM144 205V206H143ZM162 205V206H161ZM164 205V206H163ZM168 206V208H167V206ZM38 206V207H37ZM130 206V207H129ZM135 206V207H134ZM151 208H150V207ZM161 206V207H160ZM194 206V207H193ZM5 207H7V208H5ZM26 207H28L27 209H26ZM40 207V208H39ZM148 207V208H147ZM176 209H174V208ZM181 207H184V209L183 208H181ZM186 207V208H185ZM190 207V208H189ZM11 208V210H9V211H7L8 209H10ZM22 210H21V209ZM130 208V209H129ZM157 208V209H156ZM159 208H161V209H163V210H165V211H163V210H161V209H159ZM16 209V210H15ZM18 209V210H17ZM20 209V210H19ZM30 209V210H29ZM148 209V210H147ZM152 209H153V211H152ZM159 209V210H158ZM173 209H174V211H173ZM191 209V210H190ZM143 210V211H142ZM183 210V211H182ZM194 210H196V211H193ZM3 211V212H2ZM23 211H25L24 213H23ZM36 211H37V215H36ZM41 211V213H42V215H41V213H39ZM148 211V212H147ZM150 211H152V213L150 212ZM160 211V212H159ZM192 211V212H191ZM9 212H13V214H17L16 216V219L15 220H10V217H9ZM30 214H29V213ZM34 212V214H35V216H34V214H32L31 215V213H33ZM150 212V213H149ZM156 212H159V214L161 213V215H162V213L163 212H165V213H163V215L162 216H159L158 217V213H156V215H155V213ZM175 212V213H174ZM184 212V214H181V213H183ZM44 213V214H43ZM149 213V214H148ZM178 213L180 214V217L178 218V220L180 219V221L181 222H183V223H181V226H182V228H181V226H180V230H182V231H180L181 232V234H184V235H182L181 236V234H179L178 236H176L177 235V232L176 231H178V230H175L177 227V225L175 224V223H177V217H178ZM186 213V214H185ZM189 215H188V214ZM191 213H192V215H191ZM6 214V215H5ZM19 214V215H18ZM39 214V215H38ZM99 215H97V214H95V215H93V216H91V217H93L92 218V222L95 224V223H97L98 222V220L102 223L103 222V217H102V215L100 214V213H98ZM134 214H135V212H134ZM151 214H152V216H151ZM171 214H172V216H171ZM175 214V215H174ZM195 214V215H194ZM5 215V216H4ZM101 215V216H100ZM167 217H166V216ZM177 215V217H175ZM181 215L183 216V218H181ZM184 215H186V216H184ZM191 215V216H190ZM30 216V217H29ZM32 216V217H31ZM48 216V218H46V217ZM134 216V215H133ZM136 216V215H135ZM165 216V217H164ZM170 216V217H169ZM193 216V217H192ZM197 216V217H196ZM156 217H158V218H156ZM197 218V220L195 221V219ZM199 217V218H198ZM32 218H36V220H34V219H32ZM40 218H41V220H43L42 222H41V220H40ZM101 218V219H100ZM163 218V219H162ZM173 218V219H172ZM189 218V219H188ZM192 218V219H191ZM208 219L210 218V217H207ZM206 218V220L208 221V219ZM242 218V220L243 219H245V217H241ZM241 218H240V220H241ZM39 219V220H38ZM48 219V220H47ZM158 219V220H157ZM161 219V220H160ZM172 219V220H171ZM175 219H176V221H175ZM184 219H185V221H184ZM94 220H97V221H94ZM102 220V221H101ZM163 220H164V222H163ZM193 220H194V224H196L195 226H197L196 228L194 227V225L193 224H190V223H192L193 222ZM200 220V222H198ZM203 220H205V218L203 219ZM234 220V218H232L231 219V221H233ZM242 220L237 224V226L238 227H244L245 226V229L243 228L242 229V231L244 230V232L246 233L247 232V230H246V228H247V226H246V224H244L245 222H243V224H242ZM245 220H247V219H245ZM3 221V222H2ZM26 221V222H25ZM33 221H38V222H34L33 223ZM158 221V222H157ZM170 221V222H169ZM173 221H175V222H173ZM30 222H32V223H30ZM160 222V223H159ZM166 222V223H165ZM189 223V226H193V228H192V226H191V228L188 226V224L187 223ZM198 222V223H197ZM39 223V224H40ZM46 223V224H45ZM143 223V222H142ZM141 223V224H142ZM172 223V224H171ZM174 223V224H173ZM184 223H186V225L187 226H185V227H187V228H184V226H183V224ZM241 223V224H240ZM29 224V225H28ZM33 225V226H35V225H37V226H35V227H31V225ZM43 224V225H42ZM51 224V225H50ZM98 224V223H97ZM96 224V226H97V228H96V226H95V228H96V231H95V235H94V237L96 238H101V235L102 236H104L105 234V231H104V228H101V226L99 225H97ZM168 224H170L171 226H174V227H171L170 225H168ZM200 224V225H199ZM204 224V225H203ZM258 224H260V223H258ZM45 225V226H44ZM185 225V224H184ZM203 225V226H202ZM51 226V227H50ZM142 226H144V225H142ZM146 227L148 226L147 224L145 225ZM169 227V230H167L168 229V227ZM200 226H202V228L200 227ZM30 227V228H29ZM43 227V228H42ZM176 227V228H175ZM189 227V228H188ZM200 229H199V228ZM47 230H46V229ZM55 228H56V230L58 231H56L55 230ZM172 228V229H171ZM184 228V229H183ZM34 229V230H33ZM48 229H49V231H48ZM52 229H53V231H52ZM101 229V230H100ZM186 229H187V232H186ZM188 229H190L191 230V232H190V230H188ZM193 229V230H192ZM196 229V230H195ZM218 229V230H217ZM224 231H223V230ZM98 230V231H97ZM172 230V231H171ZM185 230V231H184ZM7 233H6V232ZM23 231H25V232H23ZM100 231V232H99ZM102 231V232H101ZM23 232V233H22ZM51 232H53V233H51ZM55 232V233H54ZM57 232V233H56ZM170 232V233H169ZM174 232V233H173ZM176 232V233H175ZM7 234V236H6V234ZM47 233V234H46ZM52 235H51V234ZM98 233L100 234V236L98 235ZM189 233H192L193 235V238H192V236H190L191 234H189ZM23 234V235H22ZM55 236H54V235ZM61 234V235H60ZM97 234V235H96ZM168 234V235H167ZM174 234V235H173ZM189 235V236H187V235ZM194 234H196V236H194ZM220 234V235H219ZM46 235V236H45ZM156 235H158L159 237H156ZM199 237H198V236ZM212 235V236H211ZM148 236H149V234H148ZM154 236H155V239H154ZM161 236V237H160ZM166 236V237H165ZM181 238H180V237ZM186 238H189V239H187V240H189L190 241V238H192V242L190 241V244L189 245H187L188 243V241L184 238V237ZM208 236H210L209 237V239H207L206 240V238H208ZM8 237V238H7ZM24 237V238H23ZM47 237V238H46ZM57 237V238H56ZM165 239H164V238ZM174 237V238H173ZM176 237H178V238H180V239H177ZM56 238V239H55ZM109 238L110 239H104L102 242H101V245L103 244V242L105 243V240H106V242L108 241V243H109V246H111L108 250H107V252H106V254L110 257L111 256V258H109V260H108V263H109V261L111 262V263H109V264H118V262H121V263H119V264H140L141 262L139 261L138 262V260L136 261V260H134L133 259V257H132V255L130 256V255H128V253H122V252H120V251H118V249H120V246H118L119 244H112V245H110V243L112 242V240H111V238H112V236L110 237L109 236ZM167 238V239H166ZM176 238V239H175ZM195 238V239H194ZM196 238H198L197 239V241H196V243L197 244H195V240H196ZM60 239L62 240V241H60ZM159 241H158V240ZM164 239V240H163ZM183 239L185 240V242H182L183 241ZM111 240V241H110ZM169 242V243H167V241ZM54 241V242H53ZM173 241V242H172ZM187 241V242H186ZM20 242V243H19ZM55 242H57L56 244H55ZM62 242H63V245H61L62 244ZM71 243H73V241L71 240L70 241ZM81 242V241H80ZM165 244H164V243ZM177 242V243H176ZM179 242V243H178ZM53 243V244H52ZM60 245H59V244ZM160 243H161V245H160ZM176 243V244H175ZM181 243V244H180ZM184 243V245H182ZM193 243H194V245H195V247H197L196 249L194 248V246H193ZM18 244V245H17ZM55 244V245H54ZM187 246H186V245ZM237 244H239L240 245V247H242L241 246V244H243V243H241V242H238ZM236 243L233 245V247H235V249H237V248H239L238 247V245H237ZM9 245V246H10ZM51 245V246H50ZM101 245H99V246H101ZM114 245V246H113ZM173 245H175V248L177 249L178 248V246L180 247V249H178L177 250V252H176V249L174 248V246ZM243 245H246V243H244ZM56 246H60L59 248L58 247H56ZM115 247L114 249H113V247ZM173 246V247H172ZM182 246H186V248L185 247H182ZM189 246H193L192 248H194L195 249V251H194V249H193V251H192V248L190 249V247ZM51 247H53V248H55L56 249V251L57 252H55L54 251V249L53 248H51ZM106 247H108V245L106 244ZM118 247V249H116ZM168 247V248H167ZM159 248V249H158ZM170 248V249H169ZM189 248V249H188ZM202 248L204 249L205 247H203L202 246ZM50 249V250H49ZM52 249H53V251L55 252V256L54 255H52V257H51V255H48V254H51V253H53V251H52ZM164 249L165 250H171V251H173L172 253H170V254H172V255H166L165 257L163 256V251H164ZM185 249H187V250H185ZM161 250H162V252H161ZM181 251V257H180V251ZM183 250V251H182ZM49 251V252H48ZM52 251V252H51ZM111 251V252H110ZM116 251V252H115ZM118 251V252H117ZM184 251H186L187 253H185ZM189 251V252H188ZM198 251V252H197ZM67 252V253H66ZM191 252V253H190ZM59 253V254H58ZM64 255H62V254ZM90 253H92V251H90L89 252V255L88 256H91L92 257V259L93 260H98V261H102V259L100 258V257H98V255L97 254H99V253H97L96 254V256L95 255H93V254H91L90 255ZM109 253V254H108ZM196 253H197V256H196ZM112 254H113V256H112ZM177 254V255H176ZM193 254V255H192ZM114 255H116L117 257H119L120 256V258H118V259H116L117 257L116 256H114ZM119 255V256H118ZM126 255H128L127 257H130V258H127L126 257ZM174 255V256H173ZM185 255V256H184ZM187 255V256H186ZM189 255H190V258H189ZM47 256H45V257H47ZM55 257V260L53 259L54 257ZM168 256V257H167ZM176 256V257H175ZM193 256H195L196 258H198V260L197 259H195V257H193ZM61 257V258H60ZM84 256H82V259L85 261V258H83ZM94 257H96V258H94ZM98 257V258H97ZM126 257V259L125 260H123L122 258H125ZM180 257V258H179ZM132 258V259H131ZM164 258H166V260L164 259ZM172 258H173V261H172ZM182 258V259H181ZM184 258V259H183ZM186 258V259H185ZM47 259V258H46ZM49 259V261H50V264H51V260ZM161 259V260H162ZM168 259V260H167ZM178 259H180V260H178ZM191 259V260H190ZM214 259V260H213ZM114 260V261H113ZM120 260V261H119ZM194 260V261H193ZM196 260V261H195ZM217 260V263L215 262ZM58 261V262H57ZM112 261H113V263H112ZM124 261V262H123ZM169 261V262H168ZM170 261H171V263H170ZM187 261V262H186ZM218 261H219V263L220 264H234V262H232V261H228V260H223V259H217V258H211L210 259V261H209V259H208V262L206 263V264H211V262H213L212 264H219L218 263ZM224 261V262H223ZM226 261V262H225ZM59 262H61V263H59ZM179 262V263H178ZM198 262V263H197ZM236 262V264H237V261H235ZM106 263H107V261H106ZM142 264V263H141ZM150 264H155V263H150Z\"/></svg>",
    "mask_w": 264,
    "mask_h": 264
}]
</instances>
